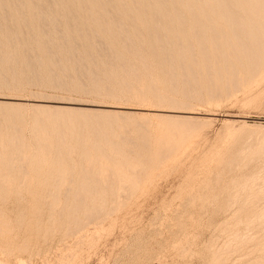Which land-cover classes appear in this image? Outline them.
<instances>
[{
	"label": "rangeland",
	"instance_id": "rangeland-1",
	"mask_svg": "<svg viewBox=\"0 0 264 264\" xmlns=\"http://www.w3.org/2000/svg\"><path fill=\"white\" fill-rule=\"evenodd\" d=\"M6 1V3L4 4L3 2H2V0H1V2H0V9L2 10V4L1 3H3V5L4 6H6V8L9 10H13V9H17V11L16 10H14L15 11V13H13L14 11H12V13L10 12V13H8V11H7V13H8V18H7V20H9V22L7 23L6 22V20H3L2 19V21H3V24L1 23V26L2 25H4L5 24V22H6V24H8V25H16L15 23H14V21L13 20H10V19H13V17L11 18V16H17L18 17V15L16 14V12L19 14V13H21L22 12V17H24V14H25V17L27 16L26 14L30 11V13H31V9H26V7L27 8H30L29 6H32L33 5V8H35L36 7V5H38V7L37 8H41V7H43V6H46V4L48 5L49 4V2H50V0H45V2H43L44 0H29V4H28V1H24L23 2V0H22V2L24 3V7H23V5H22V7H23V9H24V11H25V13H23V11H22V9H19L18 7L19 6H21L20 4L17 6L15 3H17V2H14L15 0H12V1H10V0H8V2H7V0H4V2ZM17 1V0H16ZM47 1H49V2H47ZM52 1V0H51ZM56 1H62L63 3H67V2H70V0H67V2H65L66 0H53L52 2H54V3H52L53 5L52 6H54V4H55V6L56 5H58V6H54L55 8H57L56 9V11H58L57 13H58V15H60V16H62V18L64 17L61 13L59 14V11L60 12H62L63 11V8L62 7H64V9H65V6H62L63 5V3H61V2H59V4H58V2L56 3ZM75 0H72V2H70L71 4L74 2ZM78 2L80 1V0H77ZM86 1V0H85ZM88 1V0H87ZM123 0H121V2H122ZM157 3H155V2ZM157 1H159V3L160 2H162V1H164V0H153V4L156 6H154L153 4H152V6H149V7H145L143 4H141V5H139V6H141L140 8L144 11V9L146 8L147 10H149V9H151L150 10V12L149 11H144V13L146 12V17H148V18H146V19H148V20H146L145 18H144V16L142 17V14L144 15V13H142L143 11L140 9V8H138L139 9V11H138V9L136 10L137 11V13H134V14H137L136 16L138 17L139 15H141L140 16V18L138 17H136V16H134V14H133V12H134V8H137V7H139V6H137V7H135L134 5H132V6H134V7H132L131 6V4H130V2L128 1V0H126L125 2L127 3V2H129V4H127V5H125V3L123 4V2H122V4L123 5H125V7L127 6V8L129 9L130 8V6H131V8L129 9V10H133L132 11V13H131V11H130V13H129V10H127L125 7V9L127 10H125L126 12H128L129 13V15H132L133 14V16L134 17H136L137 18V20H139L140 21V19H141V22H139V21H136V23L134 22H132L133 21V19L135 20L136 18H133V16L131 17L130 16V18H127V15H126V17H124V15L126 14L125 13V11L123 10V8H122V5H121V3H119V0L117 1L118 2V4H117V2H116V0H115V2H114V0L112 1L111 0V4H105L103 7H106V9L108 10L107 12H105V13H107V14H104L103 13V17L105 18L104 20H106V21H104L105 22V24L108 26L110 23V21H113V20H111L112 18H111V14H113L114 15V13H115V11H117V12H120L121 13V11H124V13L125 14H123V12L119 15L117 12V14L119 15V16H121L120 17V20L122 19V16H123V18H126L125 20L123 19L121 22L127 27V25H126V23H124V22H127L129 25V27H127V29H128V31H129V29H131L130 31H129V33H130V36H131V33L133 34V37H130V39H131V41H132V43H133V41L135 42V43H133V45L134 44H136V41H137V39H138V35L139 36H141L142 37V39H140V37H139V41H140V43H143V47H144V49H142L141 47H142V45L140 44L139 45V41H137V44H138V46L140 47H137L136 45H134L135 47H137V48H134V47H132L131 49H135V51H139L140 53V56H142V57H144V55H146L145 57L147 58H150V60H152L151 59V57L152 58H155L156 57V60H157V55H159V58L161 59L163 56H162V54H160L161 53V50H160V53H159V50H157V48H160V47H163V46H165V47H163L164 49L166 48V44H165V42L167 41L168 42V40L169 41H171V42H175L174 44H172L171 42H168V46L167 47H169V46H173L174 45V47H173V49L171 48V50H177V43H178V45H179V42H181V43H190L191 45H192V47L191 48H187V47H190L189 45L187 46V44H184L183 46V48H185L186 46V48H187V50H186V48L185 49H183V50H185V51H183L184 53L187 51V53H188V56H187V61L189 60V59H192V60H195V63L193 62V61H188V62H190L189 64L190 65H188V66H191V67H188L187 69H186V67H187V62H186V59L184 60L185 62H183V63H185V70H186V72H187V75H186V72H182V71H185L181 66V62L180 61H178V64H179V66L178 65H176L177 64V60H179V57H180V51L178 50V51H174V52H172V53H174L173 55H174V57H173V55L171 54H168V52H166V51H170V50H167V48L163 51L162 50V53H163V55H165L166 57H167V55H168V58L167 59H171V57H173V59L171 60L172 62L170 63V64H173L174 62V59H176L177 58V60H175V62H176V64L174 63L173 64V66L174 65H176L177 66V68L179 67V69H177L176 68V66H174V70L177 72V70H179V71H181L180 73L178 72V74H182V76L184 75V77H182V76H180V75H178L177 73H176V75L178 76V78L176 77V76H173L172 74V70L170 71V70H168L170 67H169V65H167L166 67L165 66H162V67H165V68H167V69H165V70H167V71H169V72H171L172 74H170L169 72V74L170 75H172V76H168V74H165V72L167 73V71H164V68H161V64L162 63H160L161 61H163V60H165L164 62L166 63V57H163L162 58V60L160 61V59L158 58V61L159 62H157L155 59V61L156 62H154V60H153V62L151 61H149V59L147 58V60H148V62H150V64H156V63H160L159 65L158 64H156V68L154 67V65L152 64V65H149V67L147 66V64H146V67L147 68H149V70L151 71V73L153 74L154 73V75L153 76H155V77H153V76H151V74H150V71L148 70H146L145 69V71H146V74L147 75H144L143 73L145 72L144 71V69L142 70V68H139L140 70H141V77H142V82H141V80H140V78H137L136 76H139V74H140V70H138V65H139V67L141 66V67H144V66H142V62H138L139 60L141 61V60H144V62H145V57H144V59H142V58H136L135 57V51L133 52V53H131L132 55L130 56V55H128V54H126V53H124V52H122V51H125L126 50V48H125V50H123V49H121L122 47H125V46H119V45H121V44H123V42H122V40H120L119 38V34L117 33H114L115 35H116V37L118 36V39H119V41H121V43L118 41V39H116V37L115 36H113L112 35V31L111 30H113L114 28H112L111 29V25H110V27H107L106 25V27L107 28H109L110 29V31H111V34H109V35H112L113 37H115V40H113V39H111L112 38V36L110 37H108V39L110 38L111 40H112V43L113 42H118V43H120V44H118V43H116V45H115V43L114 44H111V42H109V44L110 45H113V47H114V51L113 52H115L116 53V50H118V54H120V56L122 55V54H125V55H123L124 57V59H126V60H129V61H131V59L133 60V58L135 59V61H132L131 63L133 64H135V72H137V71H139L138 72V74L135 76H133L132 74L134 73L133 71V67L130 69L129 67V70L130 71H128L127 73L125 72V73H122L121 72V70H119L118 68H120V67H118L120 64L117 62V63H115V64H119L117 67H116V69L114 68L115 66V64L114 65H112V66H110V68L108 69V71L106 70V71H102L101 70V66H98V68H100V70H101V73H95L96 71H94L95 69H89V70H92V71H90V72H92V76L94 75L93 74V72L95 73V75L96 76H100V77H96L97 79L98 78H100V81L101 82H99L100 84L101 83H105V86H106V84H107V87L105 88V86H104V88H105V90L104 89H102L101 90V92H100V90L98 91V93H97V91L96 92H94V89H93V87H95V86H93L94 85V83L93 82H96V81H94L93 79H91L92 77H91V73L89 74L90 75V78H89V76H88V78H87V68H86V71L87 72H83L84 70L82 69V71H80L81 73H82V75L85 77H82L81 76V74H80V72L78 73V75H80L81 77V79L80 78H78V81H77V72L75 73V72H72V70L73 69H75V67L74 68H72V64H69V63H73V65H75V63H74V60H73V62H70V60H71V58L70 57H64V59H66V60H63V55H66V53H68L69 51H70V48H71V44H73L72 43V40H73V38L75 39V33L73 34V38H72V36H71V39H69L70 38V36L69 35H67V33H69L68 32V28L69 27H71V25H73V23L71 24H69L68 23V25H70L69 27L67 26V24H64L65 22L67 23L68 21L66 20V19H62L60 16H59V18L57 17L58 15L56 14V11L52 8V9H50L51 8V6L49 5V7L47 6V8H49V11L50 10H53V11H55V12H53V13H51V12H49L48 11V9H47V11L49 12V13H47V14H49L48 15V17L49 18H51V16L52 17H57L60 21L62 20L63 21V23H62V21L60 22L62 25L64 24V28L66 29H64L63 30V26L61 27L60 26V29L61 30H63V33H65L64 31H66V34H64V35H67L69 38H67V39H69L68 40V45H69V43H70V48H68L69 46L68 45H66V50H65V54H64V48H65V46H63L62 45V43H63V40L62 39H59L58 37L56 38V36L54 35L55 33V31L53 30L52 31V33H54V34H51V30H52V28L54 27L52 24L50 25V27H51V30H50V35L52 36V38H53V35H54V38H53V40H54V42H55V44H58V43H60V44H58V46L56 47V49L57 48H59V51H60V53H59V59H60V61L62 62V66L64 67V71L68 68V65H71V66H69L70 67V70H71V72L69 71V68L66 70V72H64V73H67L68 72V74L69 73H71V75H74V76H71L70 74H69V76L67 77V74L65 75V74H63V75H60V73L59 72H61V71H59L58 72V70L59 69H57V71L55 70V72L59 75V76H57V78L59 79L60 78V76H63V77H67L68 79L66 80L65 78L63 79V77H61V80H64V85L63 86H60L59 85V87H61L60 89H58L59 87L58 86H56V84H53V85H55L56 86V89L53 87V85H52V82H54V80L51 82V80H50V78H48L47 76L48 75H50V73L52 74V70H54L53 68H56V67H54L53 66V68H51V66L52 65H50L49 63H50V61H48L49 59L47 58V57H45L44 56V49L46 50V44L44 43L45 41L43 40V42H42V37L40 36V35H38L39 34V31L38 30H36V27H37V29L41 26L40 24L38 25V23H41V22H39V19H37L38 20V23L36 24V19H35V21H30V19L31 20H34V18H31V16H27L26 18H24V19H26L27 20V23H29V24H31L32 23V25L33 26H31V27H33V28H31V27H29V25H28V27L31 29V31H32V29H34V31H32V32H34V35H35V37L38 35V37H40V41L45 45V47H44V45H43V47H44V49H43V51L40 53L39 51H37V50H42L41 49V45H39V42H38V44H36V41H35V44H34V42L32 43V45H33V49H35V45H37V47H36V49H35V52L40 56V59L42 58L43 60H41V62H44V61H46V59H47V61L46 62H44V63H42V65H41V67L42 66H45V64H46V66H48L47 65V62H49L48 64H49V66H48V68H46V66L44 67V69H43V72H41L42 71V69H39V72H41V73H43V74H41V73H39V75H41V77H40V81L39 82H35L34 83V80H33V83H32V79H31V77L30 76H28V74L27 73H25V71H26V68H25V63H24V59H25V52L23 51V46H24V43H21V44H12V43H10L9 41H8V37H7V35L5 34L7 31V28H6V30H5V28H4V26H6V24L4 25V26H2L3 28H4V30H5V33H1V35H0V39H2L3 41H5V42H3L2 40H0V42H1V44H0V51H2V52H6V53H0V54H2L1 56H2V59H1V56H0V61L2 62V64L4 65V66H2V64H1V62H0V72L3 70L4 71V73H0L1 75H0V79H2L3 78V81L2 82H4V85H2V83H1V87H0V103L1 104H3V105H5V104H8V103H12L11 101H9L8 99H10V98H17V99H19L20 97V99H27V100H30V98H31V100H35V97H43L46 101H47V103L46 102H42L41 104H39V103H37L38 105H42V106H49L50 108H51V110L50 111H52V109L54 108V107H60L61 105H59V104H57V103H54V102H52V101H55V102H62L61 100H65L66 102H70V103H72V102H75V105H72V106H70V108L72 107V109H76L77 110V108H79L80 109V107L81 108H83L82 106H80V105H83L84 103H88V104H90V103H92V105L94 104V105H97L98 104V106H119L120 105V107H122V105H123V107L125 108V106H126V108H131V109H133L134 107L135 108H139L140 107V105L142 106L141 108H146V109H149L150 107H151V109H153V110H155L154 108H156L157 110H174V111H178L177 113H169V114H167V113H162L163 115H168V116H188V115H186L185 113H194V114H192V115H190L191 117H193L194 119H196V120H194V121H197V119H198V121H200V122H203L204 121V123L205 124H203V127H202V125L200 126V127H202L201 129H200V127L198 126V127H196L195 125V127H196V129L198 128V130L199 131H197L196 129V131H194V129H193V131L191 130L192 128H193V126L191 127V131L190 132H188V131H186L187 133H189V136H188V134H186V132H185V134H184V132H182V131H184L182 128L180 129L178 126H177V124H179L180 126H181V124L180 123H177L176 124V121H172L171 122V120L170 121H168V120H166V119H164L165 117L164 116H162L161 118H163V119H161V118H157V117H153V119L151 118L150 119V117H152V116H149V118H147L146 119V121L145 122H147L148 124H146V125H144V129H146L147 128V126H148V130L146 129V130H144L143 129V127H142V129L140 130L139 129V127H137L138 129H136V127L135 126H132V125H134L135 123V121L137 120H141L140 118H139V116H134L135 114L136 115H138L137 113H139L140 111H132V110H124V111H126L125 113H127V114H129V115H131L130 116V119H132V117L134 116V118L132 119L133 120V123H131V122H129V116H127L126 118H124V119H121V120H118L119 118H117V117H115V121H116V124L118 125H121V126H117L116 124H115V122H114V119L112 118V120L109 118V117H99V120H100V122L98 121V119L95 117V116H87V117H91V120H89L88 118H87V120L86 119H84L85 117L84 116H81V114H80V116H78V114H74L73 112H71V113H66V115H68V116H70L69 118H71L70 120H69V118H68V116H67V118H66V116L64 117V116H59L60 118H58L57 119V116H53V117H56L55 119H57V120H53V117H52V115H51V113H50V115H48V117L50 116V118H48L47 116H45L42 112V114H40V113H37L38 111H36V112H33V110H31V109H28L27 110V108H22V110H20V115L22 116L23 114L25 115H23L25 118H23V124L24 125H26V121H27V126H21L20 125V127H21V132H26L25 134H23L22 135V138H26V141L28 142V144H29V146L31 145V144H33V145H37V148H36V146H34L35 147V149H34V147H33V145H32V147H29V153H31L32 151L31 150H33L34 149V151L33 152H36L35 150L36 149H38L37 150V152H38V157L36 156V157H32V156H35V153L33 154H29L28 153V157L27 158H29V157H32V160L30 161L31 163H27V170H28V175L26 176V175H24V174H22L23 172L21 171V170H19V169H14L13 170V172H12V169H10V172H9V169L6 167V166H4V165H1V170H0V264H212L215 260H216V257H215V251H217L224 243H225V239H226V241H227V239H228V237L229 236H227V235H230V233L232 232L231 231V229H233V230H235L236 229V231H238L237 233H239L240 232V234H242V235H246V233H248V235H253V237H256L257 235H259V237L257 236V240H259L260 238H264V232H263V236H262V234H259L260 232L262 233V230L264 231V220H261V224L257 227V226H253L255 229H253V227H252V229L249 227V229H250V232L248 231L247 232V230H249L248 228H246V227H244V226H246L253 218H254V216L257 214V211L259 212V210L260 209H262V208H264V195H263V197L261 198V200H260V202L259 203H257L258 204V206L256 205V204H254V206H255V209L256 208H259V207H262V208H260L259 210L258 209H256V210H253L254 209V206H252V204H250L251 205V207L249 208V207H247V205H249V204H244V202H245V198H246V196H245V193L247 192L246 190H243V188H241V189H239L241 186L240 185H242V187H247L246 185L247 184H249L250 182H248L247 184H246V182H245V180H244V178H242V179H240V177H246L247 176V178L248 177H251V175H259V173H257V172H260L261 170V172H263L264 173V157H253V155H255V152H254V150L256 151V149L257 148H259L260 146H259V144H263L262 146L264 147V54H262V53H264V50H261V51H263V52H261V55L263 56V58H262V56L258 53L257 54V51L259 50V49H264V48H259V49H257L256 47V49H257V51H256V49L254 48V44H252L253 45V47L251 48V46L250 47H248L247 48V50L249 51V54H245V56L246 55H248V56H250V54H256V55H254V56H256L257 57V55L262 59H260L259 57V59L260 60H257V61H261V62H257L255 59V57L253 56V58H252V56H250L252 59H250L249 61H247L246 63H245V58H243V56L244 55H242V52H240L242 49L241 48H239L238 47V44H236L237 42L235 41V40H233L234 38L231 36V34H229V33H231L232 32V30H231V32L229 31L230 30V28H231V26H228V28H226L227 26H225L226 25V23L228 22V21H226L225 22V24H224V21L227 19V17H225V16H223L224 14H223V12H221V14H218V13H220V11H221V9H216L218 6H217V4L215 3L214 4V2H216V0H199L197 3H196V0L194 1V5H193V8L192 9H194V10H196V11H198L199 10V12H200V14L199 15H202V13L203 14H207L206 16L205 15H202V18H204V24H207L206 26V30H207V28H208V30L207 31H204L205 33H208L209 32V30L210 31H212L214 28H216L215 30L218 32L219 30H220V33H218L220 36H219V38H218V41L219 42H223L224 40L223 39H221V40H219L220 38H222L225 34V36L223 37V38H225V37H227L228 38V40H229V42H230V44H231V41H232V43H234L233 45H231V47L232 48H224V50L226 49V51H225V53L226 54H224L223 56H221L220 58L222 59V57H223V61L226 63V62H229L230 64H232L233 63V67H231V65L228 63H226L225 65V67H227V66H229V69H228V67H227V69L226 68H223V67H221V66H224V63L222 62V61H220V60H218L216 57V59L218 60V61H220L219 63H221V66H218L219 64L217 63V62H214V61H211V63H209V62H207V60L204 58V56L202 57V54H200L199 52H198V50L196 51V48L198 47V46H200L199 45V37H197V38H195L194 36L196 35V34H198V36H199V34H200V32H199V30H196L197 28H198V23L194 20V19H192V20H189L190 19V11H191V8H189V6L186 4V1L187 0H181L183 3H184V5H183V3L180 1V3L178 4V1L176 0V3H173V1L172 0H165L164 2H165V4H162V5H165L164 7L165 8H163L162 7V5H159L158 6V2ZM202 1H204L203 3H202ZM211 1H213V3L211 2ZM245 1V0H244ZM258 0H252V1H250V0H248L247 1V4H248V6H247V4L245 3V5L247 6H243L242 4H241V2L243 3V0H239V3H238V0H237V3H236V5L237 4H240V6H243V7H240L239 5L237 6L239 9L240 8H245L246 7V9H243V10H241L240 9V11L241 12H238L237 13V11H238V8L237 7H235L234 5H235V0H231V1H229V3H230V7H232L233 6V8H229L232 12L234 11V12H236V13H234V16H232L231 18L232 19H234L235 18V16L237 17V18H235V19H238V17L239 16H237L238 14H241L242 12V15H240V17L243 19V20H245L246 21V19H247V22H245V21H243V22H245L244 24L245 25H247L246 23H248L249 22V20L248 19H250V20H252V23H253V20L255 19V18H259L258 19V21L259 22H261V23H263V24H260L259 22H257L256 20L257 19H255L254 20V23H256V24H260V25H262L263 27H264V17H263V19L261 18L262 16H264V10L262 9L264 6H262V4L260 5V3L261 2H257ZM260 1V0H259ZM11 2H13V3H11ZM32 2H33V4H32ZM34 2H35V4H34ZM112 2H113V5L115 4V8L112 6ZM164 2H162V3H164ZM168 2H169V4H171V6H168ZM208 2V3H207ZM211 2V3H210ZM232 2H234V4L232 3ZM249 2V3H248ZM9 3H10V6L11 7H9L8 5H9ZM20 3V2H19ZM32 5H31V4ZM39 3V4H38ZM61 3V4H60ZM69 3V4H70ZM76 3V4H75ZM75 3H73V8L75 9V10H78V11H75V10H73V9H71L72 11H75L76 12V14H80L79 12H81V14L79 15L80 17H81V15H82V18H83V16H85L84 14H85V12H86V20L84 21L83 19L85 18H79L80 20H81V22H82V25L84 24L83 23V21L84 22H86L87 21V18H88V21L90 20V21H92V22H88V23H90L91 25H88L91 29V32L92 33H94V31L95 32H97V29H98V31L100 30V28L102 29V27H100V28H98L97 27V21L95 22V20H91V17H92V15H94V13L91 11L92 10V6H88L87 8H86V10H88L89 9V7L91 8L88 12H89V14H87V11H85V9H84V7H83V4H82V1H80V3H78V5L80 6V5H82V6H80V7H83V9H82V11H80L81 10V8H76L78 5H77V2L75 1ZM182 3V4H181ZM243 3V4H244ZM256 4V6H257V8H255V10H259V6H262V8L260 9V11H258V12H260V13H258V14H261V12L263 13L262 15H261V17L259 16V15H257V12L256 11H254V4ZM263 3V2H262ZM7 4V5H6ZM11 4H13V5H11ZM15 4V5H14ZM25 4H27V5H29V6H27V5H25ZM69 4H66V8L69 6V7H71ZM120 4V5H119ZM203 4H205V5H203ZM214 5V7H215V9L216 10H212V8H213V6L211 7H209V5ZM233 4V5H232ZM250 4H253V6H251ZM34 5H35V7H34ZM40 5V6H39ZM41 5H43V6H41ZM59 5H60V7L62 8H60L59 7ZM76 5V6H75ZM107 5H110L111 6V8L113 7V9H111V8H108V7H110V6H107ZM172 5L175 7L176 6V9L177 10H179V13H178V11L176 12V15L175 16H178L177 14H179V15H181V22H180V20L178 19L179 17H175L174 16V12L173 11H175V8H171L172 7ZM180 5L182 6V9H181V7H180ZM207 5V6H206ZM216 5V6H215ZM232 5V6H231ZM259 5V6H258ZM3 6V7H4ZM13 6H17V8H14ZM26 6V7H25ZM78 6V7H79ZM117 6V7H116ZM120 6H121V8H122V10L120 9ZM157 6H158V8H157ZM167 6V7H166ZM200 6V7H199ZM209 8V10L206 8ZM255 6V7H256ZM13 7V8H12ZM202 7V8H201ZM251 7H252V9H251ZM6 8H4V9H6ZM32 8V7H31ZM97 8H99V7H97ZM101 8V7H100ZM99 8V9H100ZM119 9V10H115V9ZM189 8V9H188ZM195 8H197V9H195ZM205 8V9H204ZM235 8H236V11H235ZM250 8V9H249ZM27 10V13H26V10ZM45 9V10H46ZM80 9V10H79ZM98 9V10H99ZM103 9V8H102ZM102 9H100L99 11H101V14H102ZM106 9H104V10H106ZM112 11H111V10ZM211 9V10H210ZM234 9V10H233ZM247 9H249V11H247ZM9 10V11H10ZM19 10H21L20 12H19ZM40 10V9H39ZM121 10V11H120ZM158 10H160V11H158ZM204 10V11H203ZM246 10V11H245ZM252 10V11H251ZM263 10V11H262ZM33 11V13H35V12H38V11H36V8L35 9H33L32 10ZM65 11V10H64ZM90 11L92 12L91 14H90ZM109 11H111V14L110 13H108ZM114 11V13H112ZM154 11V12H153ZM165 11V15L163 14V12ZM169 12V14L172 12V13H174L173 15L171 14V21L173 22H171L170 21V17H169V15L167 14V12ZM190 13H189V12ZM206 11V12H205ZM213 11V12H212ZM245 11V12H244ZM74 12V13H75ZM84 12V13H83ZM140 12V14H138ZM151 12H153V13H151ZM205 12V13H204ZM246 12H251L253 15H251V14H249V17H252V19L251 18H247L246 16H243V15H248V14H246ZM253 12H255V14L258 16V17H256V15L253 13ZM62 13H64V12H62ZM147 13H149V15H147ZM154 13H156V14H161V15H159L158 17H156L155 15H153L154 16V18H153V16L152 15H150V14H154ZM189 14V17L187 16L188 14ZM13 14V15H12ZM32 14V13H31ZM52 14V15H51ZM108 14L109 15H111V16H108ZM236 14V15H235ZM20 15V14H19ZM33 15V14H32ZM90 15H91V17H90ZM116 15V14H115ZM117 15V16H118ZM129 15H128V17H129ZM168 15V16H167ZM211 15V16H210ZM214 15H216V16H214ZM224 18V21H223V18L221 17V16ZM6 16V15H5ZM78 16V17H79ZM87 16H89V17H87ZM106 16H107V19H106ZM173 16V17H172ZM205 16V17H204ZM222 18H220V17ZM255 18H254V17ZM94 17V16H93ZM108 17H109V19H108ZM153 18V19H155V18H157V20L158 21H161V23H162V26L160 25V22H158L156 19V24H154V20H152L153 22H148V21H151V18ZM175 17V18H174ZM201 17V16H200ZM210 17V21L212 20V18H213V22L214 21H216L214 24L216 25H214L213 23H212V25H214V26H212L211 24H209V20H206V19H208ZM243 17H246V18H243ZM21 18V17H20ZM30 18V19H29ZM38 18V17H37ZM65 18V17H64ZM117 18V17H116ZM119 18V17H118ZM133 18V19H132ZM161 20H160V19ZM176 19V20H174V19ZM183 18V19H182ZM187 18H189V19H187ZM192 18V17H191ZM201 18V19H202ZM217 18H219V20L217 19ZM261 18V19H260ZM22 19V18H21ZM29 19V20H28ZM94 19V18H93ZM96 19V18H95ZM144 21H143V20ZM150 19V20H149ZM200 19V20H201ZM215 19H217V20H215ZM64 20H65V22H64ZM132 20V21H131ZM164 22H163V21ZM203 20V19H202ZM221 20H222V22H221ZM228 20V19H227ZM239 20V23H242L241 25L242 26H244V27H246L245 25H243V22H242V20H240V19H238ZM1 21V22H2ZM96 23H94V22ZM107 21H109V22H107ZM148 22L147 24H148V26H154V27H156L157 28V30L156 29H154V28H150V27H148L149 29H151L150 31H149V29H147L146 27H147V24H146V30H147V32H145V28H144V23L143 22ZM179 21V22H178ZM191 21H192V23H191ZM193 21L194 22H196L195 24L197 25V26H195V25H193ZM208 21V23H205V22H207ZM211 21V22H212ZM256 21V22H255ZM263 21V22H262ZM11 22H13V23H11ZM17 24H18V21H15ZM31 22V23H30ZM35 22V23H34ZM86 22V23H87ZM172 24H171V23ZM176 22H177V24H176ZM186 22V23H185ZM187 22H189V23H191V24H189V23H187ZM223 23V24H219V23ZM84 24V25H87V24ZM109 23V24H108ZM113 23V22H112ZM111 23V24H112ZM137 23H140V24H142L143 25V28H142V30H139V28L140 27H138V25L139 24H137ZM154 25H153V24ZM163 23H165L164 25H163ZM166 23H168V24H171V25H173L172 27L174 28V30H176L178 33H179V35L178 34H173V33H176V31L175 32H173L172 30H173V28H171L170 30L173 32V33H171V32H168L169 33V35L167 36V31H168V29H167V31L166 32H163V31H165V29H166V27L168 28L169 27V25L168 24H166ZM250 23H251V21H250ZM250 23H249V25H250ZM75 24H77V25H75ZM71 28L72 29H69V31L70 32H72V30L74 29V32L75 31H77L78 32V26L81 24H79V23H75ZM79 24V25H78ZM137 24V25H136ZM160 26H159V25ZM183 24V25H182ZM185 24H187L186 25V27H184L185 26ZM202 25H203V22L201 23ZM228 24H229V22H228ZM256 24H253V25H255V27H256V29L254 28V26L252 25V27H253V34L255 33V31L256 30H258V29H260V30H258V32H257V34L260 32L261 33V31H263L264 29L263 28H260V25L259 26H256ZM10 25V26H11ZM35 25H37V26H35ZM82 25H80V27H82ZM113 25V24H112ZM141 25V26H142ZM170 25V26H171ZM176 25V26H175ZM189 25H193L194 26V30H196V32L198 31V33H196V34H193L194 33V31H192L193 29V27L192 26H190V27H188ZM210 25L212 26L211 28H213V29H209V27H210ZM225 26V28L223 29V27ZM230 25V24H229ZM249 25H248V27H249ZM10 26H8V28L10 27ZM16 26H18V25H16ZM67 26V27H66ZM95 26V27H94ZM114 26H115V24H114ZM113 26V27H114ZM132 26H135L136 28H133ZM203 26H205V25H203ZM209 26V27H208ZM221 26V27H220ZM223 26V27H222ZM261 26V27H262ZM7 27V26H6ZM35 27V28H34ZM75 27V28H74ZM76 27H77V29H76ZM84 27V26H83ZM81 28V29H84V28ZM87 26H85V29H86V31H84V30H82V31H84V32H87V31H90V30H87V29H89V27H87ZM96 27H97V29H96ZM177 27L179 28V29H177ZM183 27V28H182ZM192 27V28H191ZM221 29H220V28ZM230 27V28H229ZM247 27V28H248ZM251 27V26H250ZM251 27V28H252ZM10 28H12V26L10 27ZM41 28V27H40ZM39 28V29H40ZM93 28H95V29H93ZM165 28V29H164ZM251 28H249V30L251 29ZM258 28V29H257ZM76 29V30H75ZM93 29V30H92ZM109 29H106L105 27H104V30H103V32H98L99 34H97V35H100V33H101V35L103 34V35H106L105 34V32L107 33V35L104 37L103 35L101 36H96V37H98V38H101V37H104V38H101V40L103 39V40H105L104 41V43L106 42V45H109L108 44V40H106L105 38L108 36V33H110V32H107V30H109ZM141 29V28H140ZM144 29V30H143ZM156 30V31H154L155 33L153 34V30ZM163 30L162 32H163V35H165V36H163L164 38H166V36H167V38L169 37V36H171L169 39H164L163 37L161 38V36H162V33H159L160 32V30ZM189 29H191V31H189L190 33H192V34H190L189 32L187 33V30H189ZM217 29H219V30H217ZM223 29V31L221 32V30ZM229 29V30H228ZM263 29V30H262ZM106 30V31H105ZM115 30L117 31V32H119L118 31V29H114L113 30V32H115ZM135 30V31H134ZM183 30V31H182ZM80 32V35H81V38H82V36H84V38L86 39L87 37H88V34H84L83 32ZM100 31H102V30H100ZM132 31V32H131ZM149 31V32H148ZM152 31V32H151ZM226 31H228V32H226ZM36 32V33H35ZM76 32V33H77ZM134 32V33H133ZM144 32L146 33L145 35H144ZM156 32H158V34L159 35H156L157 33ZM181 32H183V34L181 33ZM204 32H203V36H200V38L203 40V41H201L202 43H203V45L205 44H207V43H209L208 44V46L206 47L208 50H209V48H210V52H209V54L211 53V54H213V55H211L212 57H214V52H213V47H214V44L212 45V46H210V43H211V40L213 39V37H212V35L213 34H208V35H206V34H204ZM223 32H224V34H223ZM264 32V31H263ZM73 33V32H72ZM72 33H70V34H72ZM147 33L149 34V35H147ZM171 33V34H170ZM212 33V32H211ZM223 35H222V34ZM260 33H259V36L257 35V34H255V36H258V37H260L261 38V40L263 41V42H261L260 44H262L263 45V47H264V37L262 36L263 34L261 33V35H260ZM4 34H5V36H4ZM33 34V33H32ZM37 34V35H36ZM84 34V35H83ZM136 34H138V35H136ZM173 34V35H172ZM181 34L182 35H184L185 37H183V36H181ZM228 34V35H227ZM77 35H79V34H77ZM93 35H95V33L93 34ZM161 35V36H160ZM186 35H189V36H186ZM190 35H192V36H190ZM194 35V36H193ZM200 35H202V33L200 34ZM86 36V37H85ZM154 37L155 39H156V36H160L159 38L157 37V39H159V41H160V38L162 39L161 41H165V42H160L161 44H165V45H163V46H157L158 44H159V41H158V43H157V39H156V44L155 43H153V42H155L154 40L155 39H153V38H151V37ZM176 38V40L177 41H179V42H177V41H174L172 38H174V37ZM197 36V35H196ZM222 36V37H221ZM3 37V38H2ZM37 37V38H38ZM95 37V38H96ZM147 37H150L151 39H149V38H147ZM207 37V38H206ZM232 38V39H230V38ZM4 38H7V39H4ZM37 38H35V40H37ZM77 38H80V36L78 37H76V39L75 40H77ZM80 38V39H81ZM95 38H93L92 37V39H95ZM132 38H135V39H133L132 40ZM137 38V39H136ZM145 38H147V39H145ZM183 38H186V40H184ZM204 38V39H203ZM206 38V39H205ZM44 39V38H43ZM80 39H78L77 41H75L74 43L76 44V42H78V43H80L79 42V40ZM84 39V41H85V44H87L86 42H88L89 41V43H88V45H85L86 46V48H84V45H82L83 46V48L85 49V50H83V51H85L86 52V50H87V46H89L90 45V49H93V52L95 53V51L97 50L96 49V39L93 41L92 39H90V37H88V41L87 40H85ZM91 41H90V40ZM149 39V41H147ZM183 39V40H182ZM18 40V39H17ZM55 40H57V41H55ZM62 42H60V41ZM82 41H83V38L81 39ZM102 40V41H103ZM142 40V41H141ZM144 40V41H143ZM146 40V41H145ZM151 40V41H150ZM173 40V41H172ZM181 40V41H180ZM206 42H205V41ZM225 40H226V38H225ZM18 41H22V42H24L22 39H20V40H18ZM38 41H39V39H38ZM59 41V42H58ZM110 41V40H109ZM184 41H186V42H184ZM213 41V40H212ZM236 43H235V42ZM40 42V43H41ZM90 42H93V43H90ZM144 42H146V43H148L147 45L144 43ZM166 42V43H167ZM225 42H227V40L225 41ZM225 42H223V43H225ZM94 43H95V45H94ZM151 43V44H150ZM11 44V45H10ZM82 44H83V42H82ZM94 45L95 46V48H91V46L92 45ZM118 44V45H117ZM145 44V45H144ZM153 44H155V46L153 45ZM212 44V43H211ZM226 45L225 46H229L230 44H228V42L227 43H225ZM235 44H236V49L237 50H239V52L241 53V54H238L237 55V51H236V49L234 48L235 47ZM10 45V46H9ZM15 45V47H13ZM63 46V47H59V46ZM81 44H79L78 45V47L80 46ZM115 45V46H114ZM124 45V44H123ZM151 45H152V47H151ZM186 45V46H185ZM194 45V46H193ZM262 45H260V46H262ZM13 47V49H12V47ZM147 46H150V47H148L147 48ZM154 46V47H153ZM256 46V45H255ZM10 48L9 50L7 49L6 50V48ZM74 48L76 47L77 48V51H78V53L80 54V53H82V54H84L81 50H82V48L81 47H79V48H81V50L77 47V44H76V46H73ZM72 47V48H73ZM113 47H111L110 46V48L109 49H111V48H113ZM115 47H117L118 49H116ZM120 47V48H119ZM145 47H146V50H145ZM195 47V48H194ZM238 47V48H237ZM2 48H3V50H2ZM5 48V49H4ZM61 48H63V49H61ZM150 48V49H149ZM154 48H156L155 50H154ZM170 48V47H169ZM168 48V49H169ZM192 48H194L195 50H190V49H192ZM200 47H198V49H199ZM252 49L253 50V48H254V50L252 51V50H249V49ZM14 49L16 50V53H17V51H18V58H20V62H19V59L17 58V60L18 61H11V60H9L10 58H9V56H8V53H9V55L11 54V53H15V51H14ZM21 49V50H20ZM54 49H55V47H54ZM55 49V50H56ZM94 49H96V50H94ZM142 49V50H141ZM178 49H180L179 47H178ZM191 51L190 53H189V50ZM211 49H212V51H211ZM11 50L13 51V52H11ZM20 50V51H19ZM58 50V49H57ZM56 50V51H57ZM69 50V51H68ZM89 50V49H88ZM87 50V55L86 56H89V53H90V55L92 54L90 51H88ZM112 50V49H111ZM121 50V52H119ZM145 50V51H144ZM148 50V51H147ZM150 50V51H149ZM156 52L157 51V55H156V53H154V51ZM228 50H230V52H232L233 53V51L235 50L236 52V54L235 53H233V54H231ZM8 51V52H7ZM21 51H23L24 52V54L21 52ZM81 51V52H80ZM92 51V50H91ZM138 51L136 52V55H138L137 53H138ZM152 51H153V53H152ZM193 51H194V53H193ZM195 51H196V53H199L200 54V56L197 54H195ZM227 51H228V53H227ZM250 51H252L251 53H250ZM254 51H256V52H254ZM20 52H21V54H20ZM41 54V55H43L42 57H41V55L39 54V53ZM46 52V51H45ZM112 52V51H111ZM126 52H128V51H126ZM143 52H145V54L143 53ZM151 52V53H150ZM164 52H166L167 53V55H166V53H164ZM213 52V53H212ZM247 52V51H246ZM43 53V54H42ZM57 54H58V51L56 52ZM99 54V52L97 51L96 53H95V55H96V57H95V55L93 54L92 56L93 57H95L96 58V60L99 58L100 59V62H101V65H102V67L104 68V67H106L107 65V68L109 67V64L106 62V61H104V59L105 60H107V58L106 57H104V59H103V57H102V60H101V56L99 57H97V55ZM147 53L149 54H154L153 56L152 55H150V57H149V55L147 56ZM159 53V54H158ZM170 53V52H169ZM177 53V55H178V57L175 55ZM191 53H193L194 54V56H193V54H191ZM243 53H245V52H243ZM5 54L8 56V57H6L5 56ZM61 54V55H60ZM82 54H81V57H82ZM130 54V53H129ZM144 54V55H143ZM186 54V53H185ZM185 54H183L184 55V57H186V55ZM193 56V58H190V56L191 55ZM228 54V56H226ZM252 54V55H253ZM24 55V56H23ZM85 55V54H84ZM83 55V56H84ZM156 55V56H155ZM171 57H170V56ZM233 56V58H232V56ZM21 56V57H20ZM69 56H70V53H69ZM86 56H84V57H82V58H86ZM91 56V58H93ZM126 56H128V58H126ZM129 56H130V58L132 57V56H134L133 58H129ZM139 55H138V57H140ZM160 56H162V57H160ZM199 56V57H198ZM227 58H226V57ZM238 56H241V59L240 58H238L239 59V61H237L238 59H237V57ZM248 56H246V57H248ZM4 57L7 59V61L4 59ZM200 57L202 58V59H200ZM224 57H225V60H224ZM9 58V59H8ZM24 58V59H23ZM46 58V59H45ZM62 58V59H61ZM90 58V59H91ZM189 58V59H188ZM215 58H212V60L213 59H215ZM237 60H236V59ZM243 58V59H242ZM249 58V57H248ZM255 58V59H254ZM4 59V60H3ZM68 59H70V60H68ZM84 59H82V60H84ZM86 59H88L89 60V58L87 57ZM94 59V58H93ZM93 59H91V60H93ZM137 59H139V60H137ZM200 59V60H199ZM203 59H205L206 60V63H209L212 67H210V65L208 64V65H206V63H205V61H203ZM210 60H211V58H209ZM216 59H215V61H216ZM235 60V61H237V62H235V61H232V60ZM3 60V61H2ZM22 60H23V62H22ZM91 60H89V61H87V60H84L83 62L81 61V64L82 65H84V62H85V64L87 65V66H91L92 68L93 67H95V66H92V62H90ZM95 60V59H94ZM94 60H93V64L94 65H96V67H97V64H98V62L99 61H96V62H94ZM202 60V61H201ZM244 60V61H243ZM256 61L257 62V64H259V65H257L256 64V62L254 61V62H252V63H254L255 65H257L258 67H256V70L255 69H253V70H251V68L252 67H255V65L253 64V66L252 67H250V68H248L247 67V63H248V65H252L251 64V62L250 61ZM65 61V62H64ZM68 63H67V62ZM86 61H87V63H86ZM103 61L104 62H106V63H103ZM197 61H200L199 62V65H198V62ZM231 61V62H230ZM8 63V65L10 66V67H13V68H15V67H17V68H15V71H14V69H8L9 68V66H7V64H4V63ZM9 62H10V64H9ZM18 63V66H19V64H20V66L18 67L17 66V64H15V63ZM22 62V63H21ZM91 64H90V63ZM180 62V63H179ZM196 62H197V64H196ZM203 62V63H202ZM242 62V63H241ZM245 64H244V63ZM13 63H14V66H13ZM64 63V64H63ZM89 63V64H88ZM97 63V64H96ZM105 65V66H103V64ZM131 63H130V65H131ZM138 63V64H137ZM140 63H142V64H140ZM146 63H147V61H146ZM200 63H202V65H200ZM212 63H217V65H216V67L212 64ZM242 64V66L240 67V65ZM68 64V65H67ZM100 64V63H99ZM137 64V65H136ZM164 64V63H163ZM192 64H196L197 66H198V68L200 69V71H199V73H200V75L199 74H197V70H198V68H196L195 69V67L196 66H194V65H192ZM205 64V66H203ZM239 64V65H238ZM21 65H23L22 67H21ZM239 66V68L237 67V66ZM246 65V66H245ZM260 65H263V66H261V67H259ZM66 66V67H65ZM86 66V67H87ZM132 66H134V65H132ZM150 66H151V68H150ZM171 66V65H170ZM193 66H194V68H193ZM210 67V68H212V69H210L209 68V70H208V68H204V67ZM235 66H236V68H235ZM2 67H3V69H2ZM6 67H8V68H6ZM20 67H21V70H20ZM25 68V71H24V68ZM40 67V68H41ZM83 67V66H82ZM90 67V68H91ZM145 67V68H146ZM169 67V68H168ZM216 68V69H219V68H221L220 70V72H222V68L223 69H226L227 71V73H225V74H227V75H224V72H225V70H223V74H220V73H217V75H218V77L216 76L215 77V73H214V71L215 72H219L218 70H215V69H213V68ZM218 67V68H217ZM247 67V68H246ZM6 68V69H5ZM23 68V69H22ZM45 68H46V70L48 71L50 68H51V70H49L50 71V73L49 74H47V71L44 73V71H45ZM102 68V69H103ZM111 68H114V69H112L113 71H111ZM159 68H161V69H163V71H160L159 70ZM173 67L171 66V69H172ZM177 70H176V69ZM194 69L195 71H193L192 69ZM233 68H235V69H237V70H233V71H231ZM241 68V69H240ZM21 71V73H22V70L24 71V74L23 75H27L26 76V78L29 80V82H28V85L27 84H25V82H24V80H23V77L25 78V76H22V74H20V71ZM106 69V68H105ZM105 69H103V70H105ZM152 69V70H151ZM156 71H155V70ZM188 69H190V70H192V72L191 71H189ZM208 70L207 72H211L212 73V71H213V73L212 74H210L211 75V77H213L214 78V81H213V83L211 82L210 84H206V83H208L210 80L212 81V79H210V78H207L208 77V75H209V73H208V75H207V77H206V75H205V77L204 78H198V77H201L203 74H207V72H206V70ZM245 69V70H244ZM259 69H260V71H259ZM6 70V71H5ZM10 70H11V75H12V79H13V81H12V79L10 80V78H11V75L10 74H8L9 72H10ZM12 70H13V72L15 73L16 72V74H17V79H15L14 78V76H16L15 74L13 75L12 73ZM17 70H18V72H17ZM99 69H98V71L97 72H99L100 71ZM120 72H119V71ZM132 70V71H131ZM188 70V71H187ZM203 70H205V71H203ZM212 70V71H211ZM244 70V71H243ZM2 71V72H3ZM9 71V72H8ZM48 71V72H49ZM74 71V70H73ZM110 71L113 73H110ZM123 71V70H122ZM142 71H144L143 73H142ZM157 73V77H156V75H155V72ZM157 71H160V73H161V75H163V77H161L160 76V74L157 72ZM174 71V72H175ZM202 71H203V73H202ZM255 71V72H254ZM103 72H105V75H107V77L105 76V78H104V73ZM107 72H109V73H107ZM118 72L119 73H121V75H120V79H119V81H118V76H119V74H118ZM149 72V73H148ZM188 72L190 73V74H188ZM204 72H206V73H204ZM246 72V73H245ZM7 73V74H6ZM73 73V74H72ZM75 73V74H74ZM85 73L87 74L86 76H85ZM195 73H196V75H197V77H196V75H195ZM4 74H6L7 76H6V78H5V75ZM44 74H47V78H48V80H50L49 82H48V80H47V78L46 77H44L45 75ZM114 74H117L116 75V77H118V78H116V80L118 81H116V80H114L115 79V75ZM130 76H129V75ZM148 74H149V76H148ZM191 74H194L195 76L194 77H196V78H198L196 81H195V79H194V77H193V79H194V81H192V82H190V78H192V76H191ZM202 74V75H201ZM76 75V76H75ZM112 75V76H111ZM114 75V76H113ZM129 76V77H131L132 79H130V78H128L129 80H127V78H126V81H125V77L126 76ZM167 77H166V76ZM174 75H175V73H174ZM186 75V76H185ZM209 75V76H210ZM214 75V76H213ZM226 76L225 78L223 77H221L222 79V81H220V76ZM229 75V76H228ZM43 76V77H42ZM71 76V77H70ZM113 77L111 80H113V81H116L115 83L119 86V88H117V85L116 84H114L113 85V83H112V85L110 86L108 83H110V79H107L108 77ZM191 76V77H190ZM204 76V75H203ZM202 76V77H203ZM234 76V78L235 79H231L232 77ZM10 77V78H9ZM22 77V78H21ZM29 77V78H28ZM51 78H52V75L50 76ZM72 78V77H74V78H72V79H70V78ZM75 77H76V79H75ZM79 77V76H78ZM124 77V78H123ZM149 78L150 79V81L148 80V78H147V80L146 79H143V78ZM158 77H159V79L161 78V80H159L158 79ZM168 77H172L171 79H172V82H175V84H178L181 80L183 81V83H182V85H181V87H183V86H187V84L188 83H186L185 84V80L186 79H189V80H187V81H189L190 83H189V85L191 84V85H193L194 83L195 84H197L198 85V82L197 81H201V79H202V81L201 82H199V85L197 86V85H193V86H187L186 88L188 89H184L185 91H182L181 90V88H180V84L181 83H179L178 84V86H176V89H177V87H178V92H176L177 90H174L175 88H173V89H171V87H167V85H169V83L166 81V80H168L169 79V82H170V78H168ZM174 77H176V79L174 78ZM181 77V78H180ZM185 77H186V79H185ZM189 77V78H188ZM9 78V79H8ZM18 78H21V79H18ZM43 78H45L44 80L46 81V82H48V83H44L45 81L43 80ZM57 78H56V81H57ZM94 78V77H93ZM95 78V79H96ZM166 78V79H165ZM205 78H207L206 80H208L209 79V81H205L204 79ZM216 78H218L217 79V81L215 82V79ZM26 79V80H27ZM70 79V85H71V81H73L72 82V85H77V87H75V89H74V91L72 90L73 88H74V86H68L69 85V83L67 82L68 80ZM74 79V80H73ZM80 79V80H79ZM91 79V80H90ZM96 79V80H97ZM105 79V80H104ZM124 79V80H123ZM153 79V80H152ZM178 79H180V80H178ZM231 79V80H230ZM17 80V81H16ZM20 80V81H19ZM27 80V81H28ZM44 81L43 82V85H42V82L41 81ZM108 80H110V81H108ZM135 80H137V81H135ZM139 80H140V82H139ZM157 80H159V82L157 81ZM177 81V83H176V81ZM224 80H226V82L224 81ZM235 80V81H234ZM9 81V82H8ZM20 83H19V82ZM23 81V82H22ZM31 81V82H30ZM84 81V82H83ZM98 81H99V79H98ZM98 81H97V83H95V85L97 84L98 85V87H100V84H98ZM102 81H104V82H102ZM123 81H125V82H129V83H131L130 85H132V87L133 86H135V87H130L129 86V84H127L126 83V86L124 87V82ZM132 81L134 82L133 84H132ZM146 81H148V82H150V83H152L153 82V84L154 83H156L157 85H152V84H150L152 87H153V89H155L156 90V93H154V91H153V89H150V87H149V83L147 82L146 83ZM156 81V82H155ZM161 81V82H160ZM164 81H166L167 82V85L165 84V83H162V82H164ZM204 81V82H203ZM18 83V85L16 86V83ZM50 82H51V84H50ZM80 82V83H79ZM81 82H82V84H81ZM91 82H92V84H91ZM137 82H139L140 83V86L141 87H139L138 85H139V83L138 84H136ZM144 82V83H143ZM194 82V83H193ZM214 82L216 83V88L214 87L215 86V84H214ZM226 83L225 85H224V83ZM232 82V83H231ZM235 82V83H234ZM12 83V84H11ZM29 83L31 84V85H29ZM68 83V84H67ZM84 83H85V85H84ZM110 83V84H111ZM121 85H120V84ZM142 83V84H141ZM160 85H159V84ZM171 83V82H170ZM201 83V84H200ZM202 83H204V84H202ZM5 84H8V87H9V89L10 90H8L7 88V86L5 85ZM13 84H15L14 86H13ZM40 84V85H39ZM48 84V85H47ZM103 84L101 85V87H100V89L101 88H103ZM124 84V85H123ZM145 84V85H144ZM148 84V85H147ZM165 84V85H164ZM172 84V83H171ZM183 84H185V85H183ZM213 86H212V85ZM219 84V85H218ZM10 85H12L13 86V88L10 86ZM19 85H21V86H19ZM50 85H52V86H50ZM80 85H81V87L83 88H86L84 91H82L83 89H81V87H80ZM128 85V86H127ZM163 85V86H162ZM206 85H208V86H206V88L207 87H209V89H208V91L209 90H212V88L210 87V86H212L214 89L213 90H215V91H217L218 90V92H216V94H213L214 93V91L212 92V94L214 95V96H212L210 93H207L208 95L210 94V96H212V97H208V95L206 94V88H205V86ZM18 86H19V88H18ZM47 86H49V87H47ZM91 86H93L92 87V89H91ZM112 86H115V87H113L112 88ZM144 86H146V89H145V87ZM148 86V87H147ZM155 86H157V88L158 89H156V87ZM171 86V85H170ZM194 86H196V87H194ZM220 86V87H219ZM27 87V88H26ZM51 87V88H50ZM62 87H71V88H68L69 89V91H65V89H63ZM78 87L80 88V89H78ZM128 87L130 88V89H128ZM151 87V88H152ZM155 87V88H154ZM200 87V88H199ZM227 87V88H226ZM66 88V89H67ZM76 88H77V90H76ZM89 88H90V90H89ZM96 88V90H98L97 89V87H95ZM116 88L118 89L117 91H115L116 90ZM122 89L121 91H124V92H122L123 94H120V90L119 89ZM126 88L128 89V90H131V88L132 89H137V90H139V91H134V90H131L130 92L128 91L127 93H125V91H126ZM161 88V89H160ZM166 88V89H165ZM170 88V89H169ZM184 88V87H183ZM199 89L200 90V92H199V90H196V89ZM211 88V89H210ZM23 89H24V91H23ZM67 89V90H68ZM112 89V90H111ZM115 89V90H114ZM141 89V90H140ZM145 89V90H144ZM148 89V90H147ZM149 89L150 90H152L151 91V93L149 94ZM163 89H165L164 91H163ZM170 91H169V90ZM180 89V90H179ZM223 89V90H222ZM16 90V91H15ZM19 90V91H18ZM92 90H93V93H91L92 92ZM111 90V91H110ZM114 90V91H113ZM144 90V92H142ZM193 90H196L197 92H195V94H194V92H193ZM220 90V91H219ZM105 91V93H103V92ZM106 91H110L111 92V95H109V99L106 97V95L107 94H109V93H107ZM136 92L137 94L138 93H143L142 94V96L143 97H145V100H144V98L143 97H141V94L139 95H137V94H135L134 95V92ZM148 91V92H147ZM189 92V93H186V92ZM207 91V92H208ZM17 92H19V93H17ZM116 92V93H115ZM153 92V93H152ZM162 92H163V94H162ZM190 92L192 93L193 92V95L191 96L190 95ZM220 92V93H219ZM97 93V94H96ZM103 93V94H102ZM107 93V94H106ZM112 93L113 94H115L114 96L112 95ZM117 93H119V94H117ZM125 93V94H124ZM133 93V94H132ZM146 93H148V94H146ZM171 94V96H173L174 97V99L176 98L177 100H178V98H179V96H180V98H181V96H182V98H184V97H186V98H190V99H188L187 100V102H186V98H185V102H184V99L183 100H181L180 101V98H179V100L178 101H180L179 103H180V105L177 103V105L179 106H176L175 107V105L174 104H171L170 102H169V104H167V106L168 105H172V108L171 109H169L170 107H167L166 106V104L165 105H163L161 102L159 103V99L158 98H160V97H162V98H166L167 97V99L169 98V96H168V94ZM173 93V94H172ZM177 94V95H175V96H178V94H179V96H178V98L177 97H175L174 96V94ZM182 93V94H181ZM217 93H219V94H217ZM228 93V94H227ZM99 94V95H98ZM127 94V95H126ZM130 94L132 95V97L130 96ZM144 94H145V96H144ZM152 94H155V95H152ZM158 94H160V95H162V96H159ZM166 94V95H165ZM185 94V95H184ZM189 94V95H188ZM33 95V96H32ZM116 95H118V97H121L120 99L117 97L116 98ZM122 95V96H121ZM149 95V96H148ZM151 95H152V97H151ZM184 95V96H183ZM187 95V96H186ZM201 95V96H200ZM15 96V97H14ZM32 96V97H31ZM101 96V97H100ZM103 96V97H102ZM108 96V95H107ZM134 96V97H133ZM138 96H140V97H138ZM166 96V97H165ZM195 98H194V97ZM216 96V97H215ZM218 96V97H217ZM113 97L116 99H114L113 100ZM122 97H125L126 99H123ZM131 97V98H130ZM138 97V98H137ZM149 97V98H148ZM155 97H157V98H155ZM173 97H170V99L171 98H173ZM8 98V99H7ZM43 98H41L40 99V101L43 99ZM48 98V99H47ZM142 100H140V99ZM155 98V99H154ZM201 98V99H200ZM43 99V100H44ZM133 99H134V101H133ZM151 99H153L154 101H153V104L151 103ZM6 100V101H5ZM36 100H38V98H36ZM42 100V101H43ZM49 100V101H48ZM129 100V101H128ZM137 100V101H136ZM156 100L158 101V102H156ZM166 100V99H165ZM169 100V99H168ZM50 101H51V103H50ZM64 101V102H65ZM112 101V102H111ZM116 101V102H115ZM120 101V102H119ZM133 101V102H132ZM145 103H144V102ZM5 102H7V103H5ZM49 102V103H48ZM129 102H131V103H129ZM141 102V103H140ZM183 102L184 103H187L188 105H189V103H190V106H188L187 104H184V105H186V106H184L183 105ZM5 103V104H4ZM21 103V102H20ZM77 103V104H76ZM96 103V104H95ZM102 103V104H101ZM140 103V104H139ZM164 103H167V101L166 102H164ZM182 103V104H181ZM22 104V103H21ZM119 104V105H118ZM128 104V105H127ZM132 104H133V106L134 107H132ZM135 104H139V105H135ZM149 104V107L147 106ZM156 104V105H155ZM160 104H162V105H160ZM145 105V106H144ZM151 105V106H150ZM153 105V106H152ZM155 105V106H154ZM174 105V106H173ZM183 105V106H182ZM131 106V107H130ZM139 106V107H138ZM164 106H166V107H164ZM173 107H175V108H173ZM178 107V108H177ZM4 108H6V107H4ZM94 109V108H96L97 110H104L105 108L104 107H85L84 109ZM99 108V109H98ZM101 108V109H100ZM168 108V109H167ZM28 112H27V111ZM30 110H31V113H30ZM162 110V111H163ZM6 111H8V113H6ZM6 111L4 112L5 114L4 115H2L3 116V118L5 117V115H7V114H10L9 112L11 111V110H7L6 109ZM24 111V112H23ZM26 111V112H25ZM49 111V112H50ZM123 111V112H124ZM181 111V112H180ZM185 113H184V112ZM188 111V112H187ZM189 111H191V112H189ZM39 112H40V110H39ZM137 112V113H136ZM180 112V113H179ZM23 113V114H22ZM26 113V114H25ZM28 113V114H27ZM30 113V114H29ZM32 113H33V115H34V113H35V115H36V113L37 114H39L40 116V118H42L43 116H45V119L47 120V121H43L42 119H41V121L44 123V124H46L44 127H45V129H47V131L48 132H50V133H45V135H47V136H49V138H50V142H51V144L49 145V147H46V146H44V145H40V144H37V142H36V136H37V133H36V131H37V128L39 129V127H41V126H39L38 125V123L36 122V120H35V118L37 119V117H35V118H33V116H31L32 117V119H31V117H30V115H32ZM72 113H73V115H72ZM179 113V114H178ZM184 113V114H183ZM12 114V113H11ZM11 114H10V116H11ZM71 114V115H70ZM134 114V115H133ZM150 114H156V113H152V112H150ZM26 115H29V116H26ZM43 115V116H42ZM74 115H75V117H74ZM166 115V116H167ZM9 115L6 117L7 118V120H6V118H5V120L3 119V118H1L0 119V124L2 125L1 127V129H0V132L2 133H0V135L3 137V138H5L4 137V135H6V138L5 139H10V138H12V137H14V133H13V131L14 130H12V126H13V119H12V117H10ZM28 117V118H27ZM67 120H64V118ZM73 117V118H72ZM82 117H84V118H82ZM92 117H94V118H96V119H94L93 120V118ZM137 119H136V118ZM10 120H9V119ZM27 118V119H26ZM44 118V117H43ZM48 118V119H47ZM51 118H52V120H51ZM62 118V119H61ZM79 118V119H78ZM106 118V119H105ZM202 118V119H201ZM28 119L31 121H34L33 122V124L31 125V126H33V127H31L29 124L30 123H32V122H28ZM44 119V120H45ZM59 119H60V121H59ZM77 119V120H76ZM110 119V120H109ZM128 120V123H127V120ZM134 119H136V120H134ZM207 119H209V120H207ZM26 120V121H25ZM50 120H51V122H50ZM65 122H64V121ZM75 120H76V122H75ZM83 120V121H82ZM97 120V121H96ZM107 120L109 121V122H107ZM203 120V121H202ZM241 120H242V122H241ZM3 121H5L4 123L6 124H4L3 123ZM11 121V123H9ZM52 121H54V123H52ZM71 121H72V123H71ZM80 121V122H79ZM90 121V122H89ZM103 121V123H101ZM112 121V122H111ZM123 121L125 122V124H123ZM197 121V122H198ZM37 124H36V123ZM40 123V124H42L43 125V123ZM48 124H47V123ZM56 122V123H55ZM75 124H74V123ZM83 122H85V124L83 123ZM86 122H88L87 124H88V126H87V124H86ZM91 122H92V124L94 125L93 126V128L95 129L96 127H97V123L99 122V125H101L100 127H102V129H103V131H105V132H107L106 134H107V137L105 138V135H103L104 133H103V131L101 130V128L99 127H97L96 128V131H98L97 133H90V130H91V132H93V129L91 128V126H92V124H91ZM97 122V123H96ZM106 122L109 124V127L106 125ZM110 122H111V124H110ZM145 122H144V124H145ZM196 122V123H197ZM197 123V124H201V123ZM50 123H52L51 125L52 126H50L49 124ZM57 123H62L63 125H62V129L60 130V132L62 133V134H64V135H61V133H60V135H61V138H60V136H59V129H57L56 127H55V129H54V124L56 125ZM76 123H79V124H84L83 126H87V128L86 127H83L82 125H76ZM101 123V124H100ZM112 123H114V124H112ZM131 123V126L129 125ZM172 123V124H171ZM195 123V124H196ZM22 124V125H23ZM103 124V125H102ZM127 124L130 126V129H128L129 128V126L127 127ZM194 124V123H193ZM196 124V125H197ZM8 125V126H7ZM36 125H38V126H36ZM64 125H68V127H69V129L68 130H66V126H64ZM75 125V126H74ZM110 125H112L113 127L111 128V126ZM124 125H125V127H124ZM175 125L178 127V129H176L177 127H175ZM7 126V127H6ZM31 127V128H27V127ZM80 126H81V129H80ZM89 126H90V128L91 129H89L88 130V128H89ZM173 126V127H172ZM37 127V128H36ZM47 127V128H46ZM53 127V128H52ZM74 127V128H73ZM75 127H78V129L77 130H81V132H83L82 134H81V132H79V131H76L75 130ZM122 127H124V128H122ZM131 127H133V129L131 128ZM135 127V128H134ZM174 128V130L175 131H178V134H177V132L174 134V130L172 129V128ZM182 127V126H181ZM194 127V128H195ZM5 128V129H4ZM26 128V129H25ZM83 128V129H82ZM107 128H109V129H107ZM116 128V129H115ZM141 128V127H140ZM3 129V130H2ZM26 131H25V130ZM28 129H30L29 131V133L27 132L28 131ZM74 129V130H73ZM87 129V130H86ZM105 129V130H104ZM111 129H112V132L110 133L109 131H107V130H110L111 131ZM113 129H115L114 130V133L116 132V134H112L113 133ZM119 129V130H118ZM127 131H126V130ZM132 129V130H131ZM179 129H180V131H179ZM2 130V131H1ZM35 130V131H34ZM51 130V131H50ZM86 130V131H85ZM118 130V131H117ZM122 130V131H121ZM127 132V134H125V132ZM172 130V131H171ZM182 130V131H181ZM4 131H6V132H4ZM54 131V132H53ZM101 131V132H100ZM132 131V132H131ZM146 131V132H145ZM34 132V133H33ZM58 132V133H57ZM66 132H68V133H66ZM75 132H76V134H75ZM95 132V131H94ZM130 132V133H129ZM172 132V133H171ZM30 133H32L31 135H32V137L29 135ZM66 133V134H65ZM86 133H87V135H86ZM108 133H110V134H108ZM191 133V134H190ZM4 134V135H3ZM13 135V136H10V135ZM28 136H27V135ZM44 134V133H43ZM54 134V135H53ZM77 134H79V136H80V134L83 136V139L81 138V136H80V138L81 139H79L78 137H77ZM99 134V135H98ZM112 134V135H111ZM123 134H125V135H128L129 137H130V134H131V136L133 137V138H135V139H133L132 137V140L136 143L135 144V146L133 147L132 145H129L128 147H126V146H124L123 145V147L121 146L122 145V141L120 140V137H123L124 135ZM138 134V135H137ZM174 134V135H173ZM93 135V136H92ZM95 135H98V137L96 136L95 137ZM109 135H111V137L109 136ZM115 135H117V137H115ZM119 135H122V136H120L119 137ZM176 135V136H175ZM186 135V137H184V136ZM27 136V137H26ZM35 136V137H34ZM54 136V137H53ZM56 136H58L57 138H55ZM70 136V137H69ZM72 136V137H71ZM74 136H75V138H74ZM90 136V137H89ZM101 138H100V137ZM114 136V137H113ZM173 136V137H172ZM30 137H31V139L32 138H34V141H32L31 139H30ZM65 137V138H64ZM170 137V138H169ZM183 137L186 139H183ZM189 137V138H188ZM79 139V140H76V139ZM92 138H96V141H99L100 140V143H99V145H100V147L102 146V149H104L105 151H102V149H98V148H96V144H94V142L96 143V141H95V139L94 140H92ZM98 138V139H97ZM105 138V139H104ZM108 138V139H107ZM112 138V139H111ZM113 138H114V140H113ZM117 138V139H116ZM119 138V139H118ZM181 138H182V140H181ZM31 141H30V140ZM51 139H53V140H51ZM54 139H56V140H54ZM89 139V140H88ZM29 140V141H28ZM81 140H83V141H81ZM92 140V141H91ZM108 140H113V141H115V142H117L120 146H119V148H121V151H122V156H119V155H121V154H118L117 155V153H114V152H111L109 149H108V147H106L107 145H105V142H107ZM118 140V141H117ZM140 142L141 140V142H143L144 143V141L147 143V146H145V144L146 143H144L143 145H141L138 141ZM179 140H181L180 142H179ZM58 142V143H56V142ZM105 141V142H104ZM183 141V142H182ZM30 142V143H29ZM32 142H34V143H32ZM55 142V143H54ZM63 142H64V144H63ZM76 142L79 144V145H77L76 144ZM80 142V143H79ZM173 142V143H172ZM179 142V143H178ZM82 143V144H81ZM140 144V146H143V147H140L139 146V144ZM55 144V145H54ZM68 144H70V145H68ZM81 144V145H80ZM85 144V145H84ZM171 144H173L174 146H175V148L171 151V153L169 154V156H167V158L165 157V156H163V152H162V150L164 149L165 150V147H166V145H167V147L168 146H170ZM178 144V145H177ZM181 144V145H180ZM57 145V146H56ZM139 146L138 148H136L137 146ZM180 145V146H179ZM255 145V146H254ZM259 146V147H256V146ZM86 146V147H85ZM165 146V147H164ZM59 147V148H58ZM67 147V148H66ZM79 147V148H78ZM94 147V148H93ZM130 147V148H129ZM133 147V148H132ZM249 148V151H248V154H252V153H254V154H252V157L251 156H249V157H251L250 159H249V157L248 156H241V151H242V149L243 150H247L248 148ZM254 147H256V148H254ZM124 148V149H123ZM128 148V150H130L131 148L132 149H134L135 151H133L132 149H131V151H128V150H126ZM145 148V149H144ZM147 148V149H146ZM177 148V149H176ZM247 148V149H246ZM54 149V152L52 151ZM58 149V150H57ZM93 149V150H92ZM107 149V150H106ZM137 149V150H136ZM144 149V150H143ZM162 149V150H161ZM250 149H252V151H250ZM81 150H83L82 152H81ZM138 150H141V151H138ZM163 150V151H164ZM174 150H177V151H175L174 152ZM58 151V152H57ZM7 152H9V151H7ZM101 152V153H100ZM102 152H105V153H107L109 156H111L112 158H113V160H114V163H111V165H114L115 166V168L116 169H118V168H121L122 169V171L124 172V173H127L128 175H130V176H132V177H134V183H133V188H132V190L130 191V192H125L124 191V189L122 188V182H118L116 185H114V186H112V187H107V189L106 190H103L104 189V187H102V186H104L105 184H104V182H99V184H97V182L95 183V181H96V177L97 176H91V177H89V179L88 180H86V182H84L85 184H87L89 187H91V194L89 195V203H91L90 205H94L99 211H100V213H98L99 214V216L98 215H94L93 217L95 218L94 220L92 219H90V221L88 222L87 220H89V219H87L86 217H84L86 214L85 213H87L86 211L87 210H85V206H83V205H75V204H72V203H74L75 201L73 200L74 199V195H75V192H76V189H77V184H79L80 182H78L77 180H80L81 178V174H82V170L83 169H85V170H88V169H92V171H94V172H96V173H98L99 172V166H98V164H97V162H99V160H101L102 161ZM131 152H133V153H131ZM135 152V153H134ZM136 152L139 154V156L138 157H136L137 155H136ZM142 152V153H141ZM144 152V153H143ZM160 152V153H159ZM42 153H44V154H46V156L44 155V154H42ZM112 153V154H111ZM129 153V154H128ZM51 154H53V155H51ZM56 154V155H55ZM58 154V155H57ZM64 154V155H63ZM29 155H32V156H29ZM36 155H37V153H36ZM123 155L124 156H126V157H123ZM245 155H247V153L245 154ZM43 156H44V158H43ZM48 156H50V157H48ZM131 156V157H130ZM161 156L163 157L162 159H161ZM241 156V157H240ZM48 157V158H47ZM56 157V158H55ZM80 157H82L81 159H80ZM121 157H123V158H121ZM134 157V159H132ZM144 157V158H143ZM165 157V158H164ZM33 158L36 160L35 161V163L33 164ZM38 158H39V162H38ZM49 158H51V159H49ZM54 158V159H53ZM58 158H59V160H58ZM127 158V159H126ZM244 158V159H243ZM245 158H248V159H245ZM260 158H262V159H260ZM48 159H49V161H48ZM64 159V160H63ZM97 159V160H96ZM136 159V160H135ZM163 159H166V160H163ZM52 160H53V162H52ZM82 160V161H81ZM144 160H146V161H144ZM153 160V161H152ZM27 161H28V159H27ZM150 161H152V163L150 162ZM29 162V161H28ZM37 162V163H36ZM41 162H42V164H41ZM55 162V163H54ZM129 164H128V163ZM133 162V163H132ZM139 162V163H138ZM148 162V163H147ZM154 162V163H153ZM160 162V163H159ZM50 163H51V165H52V168H51V165H50ZM55 165H54V164ZM62 163V164H61ZM151 163V164H150ZM35 164H39L38 166L40 167V168H37V165H36V167L35 168H33L32 167V165L34 166ZM50 166V167H48V168H50L49 170H48V168H47V166ZM81 164H82V168H81ZM143 164V165H142ZM150 164V165H149ZM153 164V166H151ZM40 165H42V166H40ZM108 165H110V164H108ZM139 165H141V166H139ZM59 166V167H58ZM122 166V167H121ZM134 166V167H133ZM146 166V167H145ZM227 166L229 167V168H227ZM31 167V168H30ZM139 167V168H138ZM142 167V169H140ZM145 167V168H144ZM55 168H57L56 170H54ZM81 168V169H80ZM131 168H132V170H131ZM133 168H134V170H133ZM137 168V169H136ZM147 168V169H146ZM259 168H260V171H259ZM262 168V169H261ZM33 169L35 170H37L36 171V174L34 173V171H33ZM43 169V170H42ZM45 169H47L48 171H46ZM61 170V172H60V170ZM139 169V170H138ZM146 169V170H145ZM3 170V171H2ZM39 170H40V172H39ZM50 170H51V172H50ZM127 170H128V172H127ZM129 170H131L130 172H129ZM138 170V171H137ZM142 170H144L143 172H142ZM46 171V173H47V175H46V173L44 174V172ZM55 171V172H54ZM57 171V172H56ZM257 171V172H256ZM15 172L17 173V175L15 174ZM21 172V173H20ZM38 172V173H37ZM42 172V173H41ZM72 174V176L70 175V173ZM76 172V173H75ZM139 175V177H138V175L136 174V173ZM139 172L141 173H143V175L142 176H140V174H139ZM145 172V173H144ZM147 172V173H146ZM261 172H260V175H262L261 174ZM20 173V174H19ZM59 173V174H58ZM61 173V174H60ZM6 174V176L4 177V175ZM14 174H15V176H18V178L17 177H15L14 176ZM32 176H31V175ZM35 174V175H34ZM38 174V175H37ZM41 174H43V175H41ZM146 174V175H145ZM251 174V175H250ZM10 175H13L12 177L10 176ZM34 175V176H33ZM71 177H70V176ZM36 176H38V177H36ZM41 176H43V178L41 177ZM218 176V177H217ZM240 176V177H239ZM263 176H264V174H263ZM4 177V178H3ZM17 179V180H15V178ZM26 177V178H25ZM28 177V178H27ZM30 177H31V179H30ZM76 177V178H75ZM234 177V178H233ZM23 178V179H22ZM35 178V179H34ZM59 178V179H58ZM67 178V179H66ZM136 178H137V182H136ZM7 180V181H5V182H3L4 180ZM10 179H12V180H10ZM13 179H14V181H13ZM29 179V180H28ZM38 179V180H37ZM40 179V180H39ZM54 179H55V182H54ZM57 179V180H56ZM62 179V180H61ZM71 179V180H70ZM95 179V180H94ZM138 179H139V181H138ZM218 181H217V180ZM233 179H238L237 181H239V180H243L244 182H245V184H244V182L243 181H239V182H235ZM246 179V178H245ZM10 180V181H9ZM27 180V181H26ZM231 180H233V181H231ZM18 181H20V182H18ZM36 181V182H35ZM38 181H40V182H38ZM49 181V182H48ZM61 181V182H60ZM13 182V183H12ZM23 182H25L24 184H23V187H24V189H23V187H22V183ZM63 182V183H62ZM69 182H71L70 184L67 183ZM91 182H93V184L91 183ZM233 182V183H232ZM262 182V181H261ZM264 182V181H263ZM7 183H8V187H7ZM19 183V184H18ZM34 183V184H33ZM57 183H59V184H57ZM74 183H76L75 185H74ZM238 184V185H235V184ZM12 184V185H11ZM33 184V185H32ZM62 184V185H61ZM261 184V187H262V189H263V183H260ZM1 185H3V187L1 186ZM5 185H6V187L8 188L7 189V191H6V187H5ZM16 187L17 185H18V187H14V186ZM20 185V186H19ZM36 185V186H35ZM233 185H235L233 188H232V186ZM244 185V186H243ZM29 186H31V187H29ZM59 186V187H58ZM60 186L62 187V188H60ZM99 186V187H98ZM134 186H135V188H134ZM240 186V187H239ZM12 187H13V189H12ZM33 187V188H32ZM46 187H47V189H46ZM49 187H50V190H49ZM96 187H98V188H96ZM121 187V188H120ZM236 187H239L238 188V191L236 190L237 188ZM3 188H5V189H3ZM20 188H21V192H20ZM25 188H27L26 190H25ZM29 188V189H28ZM53 188H54V190H53ZM95 189V191H93L94 189ZM105 188H106V186H105ZM3 189V190H2ZM15 189H16V191H15ZM19 189V190H18ZM56 189H58V191L56 190ZM109 190V191H108ZM264 190V189H263ZM28 191V192H27ZM56 191H57V193H56ZM72 192V193H70V192ZM98 191V192H97ZM104 191H107V192H104ZM115 191V192H114ZM232 191H233V193H232ZM234 191L236 192H239L238 194L240 195V197H242L241 198V200L243 199V204H241V205H243L242 207H236V204L238 203V205L240 206V203L239 202H237L236 204H234V209L233 210H235V211H237V215H235L234 216V219L236 218V220H237V217H238V219L240 218L242 221L241 222H244V224L242 223H240V222H238V221H240V219L239 220H237L236 222H235V224L236 225H239V223H240V225L239 226H236L235 224H234V222H232L233 221V219L231 218V219H229L230 217H233V215L232 214H234L235 212L232 210V209H229L228 208V206L226 205V204H228V202H229V205L231 204L230 203V198H233L234 197V195H232V194H234ZM245 192V193H240V192ZM26 192V193H25ZM92 192L94 193V194H92ZM125 192V193H124ZM236 192V193H237ZM51 193V194H50ZM59 193H60V195H59ZM236 193H235V195H236ZM54 194V195H53ZM62 194V195H61ZM66 194V196L67 197H65L64 195ZM71 194V195H70ZM101 196H100V195ZM124 194V195H123ZM127 194V195H126ZM248 194V192L246 193V195ZM52 195V196H51ZM68 195H69V197H68ZM96 195H98V197L96 196ZM48 198H47V197ZM106 196V197H105ZM230 196V198H228ZM57 197V198H56ZM94 197V198H93ZM245 197V198H244ZM247 197H248V195H247ZM21 198V199H20ZM59 198L61 199V200H59ZM65 198H68V200L66 199L65 200ZM98 198V199H97ZM227 198L228 199H230L229 201H227ZM46 199H48V200H46ZM93 199H94V201H93ZM101 199V200H100ZM247 199V198H246ZM91 200H92V202H91ZM99 200V201H98ZM227 201V202H226ZM104 202V203H103ZM226 202V203H225ZM232 202V201H231ZM62 203H64V205L62 206ZM71 203V204H70ZM95 203V204H94ZM52 207H51V206ZM53 205H55V206H53ZM59 205H60V208H58L59 207ZM66 205V206H65ZM71 205H73L72 207H71V209L69 208ZM98 205H100V206H98ZM246 205V206H245ZM249 205V206H250ZM261 205V206H260ZM56 206H58V207H56ZM68 206V207H67ZM66 207V208H65ZM77 207V208H76ZM223 207H225V209L223 208ZM226 207H227V209L230 211V212H227V211H225V210H227L226 209ZM244 207V208H243ZM253 207V208H252ZM68 208V209H67ZM82 208V209H81ZM101 208V209H100ZM240 208V209H239ZM252 208V209H251ZM65 209V210H64ZM73 209H74V211H73ZM78 209H80V211L78 210ZM224 209V210H223ZM239 209V210H238ZM244 210V211H242V210ZM56 210V211H55ZM64 211V213L62 212V211ZM79 212H78V211ZM108 210V211H107ZM255 211V213L253 212V211ZM263 210V209H262ZM74 213H73V212ZM81 211L82 212H84V214H83V216H82V213H81ZM227 212L226 214H225V212ZM240 211H242L241 213H240ZM250 211V212H249ZM234 212V213H233ZM238 212H239V214H238ZM254 213V214H251V213ZM69 213H70V217H69ZM71 213H72V215H71ZM75 213H79L78 214V218H77V214L75 215ZM229 213V214H228ZM59 214H61L60 216H59ZM63 214V215H62ZM68 214V215H67ZM73 214H74V217H72L73 216ZM232 215V216H231ZM251 215V220L249 219L247 222H245L246 220L245 219H243V218H249L248 216H250ZM254 215V216H253ZM59 216V217H58ZM97 216V217H96ZM252 216H253V218H252ZM227 217H229V218H227ZM69 218H71V219H69ZM226 218V219H225ZM77 219H80V220H78L79 222H77V221H75V220ZM84 219H86V220H84ZM229 219V220H228ZM60 222H59V221ZM75 221V225H76V227H75V225H74V221ZM224 220V221H223ZM225 220H228L229 221V223H228V221H225ZM231 220V221H230ZM56 221H58V223L56 222ZM71 221H73L72 223H70ZM80 221H81V223H82V225H83V227H82V225L80 224ZM226 223L228 226H229V228H230V230H227V228H228V226L226 225V224H224V225H221L222 223ZM70 223V224H69ZM78 223H79V225H78ZM84 223V224H83ZM231 223H233V224H231ZM247 223V224H246ZM69 225H71V228L74 226V228H72V229H74V230H72L71 228H70V230H69ZM73 225V226H72ZM221 225V226H220ZM227 227H226V226ZM231 225V226H230ZM232 226H234V227H232ZM77 227H80V229H78ZM219 227V228H218ZM68 228V229H67ZM228 228V229H229ZM247 229V230H245V232H244V229ZM67 229V230H66ZM76 229H78L77 231H76ZM72 230V231H71ZM74 231V233L72 234V232ZM230 232V233H228V232ZM236 231H233V232H236ZM243 232H244V234H243ZM232 234V233H231ZM256 235V236H255ZM227 237V238H226ZM262 239H260L258 242H257V244H256V242L254 243V244H252V245H250V248H248V249H246L245 250V256L248 258V260H247V258L243 255L242 257L244 258H242V257H239L237 254H234L233 255V257L229 260V259H227V262L226 261H224V262H222V261H220L219 262V264H249V262H251L252 261V259L254 258V260L256 259V258H258V257H260V255H261V252H260V249L262 248V245H264V239L262 240ZM224 242V243H223ZM211 243V244H210ZM215 243V244H214ZM258 243L260 244V243H263V244H261V248H259V246L260 245H258ZM257 247H258V249H257ZM253 248V249H252ZM249 249H252L251 250V252L252 251H255V249H257L254 253H251L250 254V250ZM248 250H249V252H248ZM247 251V252H246ZM257 251H259V252H257ZM213 252V253H212ZM217 253V252H216ZM247 253V254H246ZM257 253H258V255H257ZM248 254H249V256H248ZM254 254V255H253ZM260 254V255H259ZM214 255V256H213ZM250 255H251V257H250ZM258 256V257H257ZM215 259V260H214ZM243 261H242V260ZM213 261V262H212ZM236 261H238V262H236ZM212 262V263H211ZM215 263V262H214ZM213 263V264H214Z\"/></svg>",
	"mask_w": 264,
	"mask_h": 264
},
{
	"label": "bare ground",
	"instance_id": "bare-ground-1",
	"mask_svg": "<svg viewBox=\"0 0 264 264\" xmlns=\"http://www.w3.org/2000/svg\"><path fill=\"white\" fill-rule=\"evenodd\" d=\"M10 1H12V0H10ZM24 1H25V0H23V2H24ZM26 1H28V4H29V0H26ZM32 1H33V0H32ZM52 1H53V0H52ZM52 1H51V0H50V2L47 1V2H49V4H48V5L46 4V6L41 5V6H43V7H41V8H37L38 5H36V7H35V5H34V7L36 8V11H38V12H35V13H33V11H32L33 9H35V8H33V5H32L33 2H32V4L30 3L32 6H29V5L25 4V5H27V6L30 7V8H27V7L25 6L26 9H31V13L33 14V15H32V14L30 13V11L27 13V10L25 9V10H26V13H27L26 15H27V16L29 15V16H31V18H34V20H31V19L29 18L30 21L32 22V21H35V19H36V20L39 19V22H41V23H38V20L36 21V24L38 23V25H39V24L41 25V26H40L41 28L39 27L40 29H39V28L37 29V27H36V30L39 31V34H38V35H40V36L42 37V42H43V40L45 41L44 43L46 44V50L44 49L45 45L40 41V37H38L37 34H36L37 36L35 37L34 32H32V31H34V29H32V31H31V29L29 28V27H31V26H33V25H32L31 22H30L31 24L27 23V20L24 19V18H26L27 16L25 17V14H24V17H22V12L19 13V14H20V15H19V14L17 13V12H18L17 9H13V10H12V9H11V10L9 9V10H10V11H9V10L6 8V6L3 5V3H4V4L6 3V1L4 2V0H2L3 3H1V4H2V10L0 9V35H1V33H2L3 31H4L3 33H5V30H6V28H7V30H6L7 32H6L5 34L7 35V37H8V41H9L10 43H12V44L14 43L15 45H16V44L24 43L23 51L25 52V56H24V55H23V56L25 57V59H24V58H23V59L25 60V61H24V63H25L24 66H25V68H26V71H25V68H24V67H23V68H24L25 73H27L28 76L31 77V79H32V80H31L32 83H33V80H34V83H35L36 81H37V82L40 81V77H41V75H39V73L43 72V69H44V67L46 66V64H45V66H42V67H41L42 63H44V62L47 61V59L45 58L46 61L41 62V60H43L44 58L42 57L43 55H41L40 53H41V52L43 51V49H44V53H45L44 56L47 57V58L49 59L48 61H50V63L47 62V65H48V66H49V64L52 65L51 68H53V66L56 67V68H53L54 70H52V74H51L50 71H49V70H51V68L48 70V71H49V72H48V71L46 70V68H48V66H46L44 73L47 71V74L50 73V75L47 76V74H44V75H45L44 77L47 76L48 78H50V80L52 79L51 82L55 79L54 82H52V85H53V84H56V86H58V87H59V85H60V86H63V85L66 83V82L64 83V80H61V77H63V76H60L59 79L57 78V76H59L58 74H59V73H60V75H63V74L66 75V74H67V77L69 76V74L71 75V73L68 74V72H67V73H64V72H66V70H67L68 68H69V71L71 72L70 67H69V66H71V65H68V64H67V65H68V68L64 71V67H63L64 65L62 66V62L60 61L59 56H58L59 53H60L59 48H57L58 50L56 49V47H57L58 44H60V43L55 44V42H54V40H53L54 35L56 36V38L58 37L59 39H62V40H63V43L59 40V41L62 43V45L66 42V43L63 45V46H65L64 51H63L64 54H65V53H66V52H65V50H66V45H68L67 42H68L69 39H71V36H72V38H73V37H74L73 34L75 33V36H76V37H77V36H78V37L80 36V38H81V35H82V34L80 35V32H81L82 30L85 29V26L89 27L88 25H91L90 23H88V22L90 21V20L88 21V18H87V21H88V22H87V21H86L87 23L84 22V21L86 20V17H85V16H86V12H85V14H84L85 16H83V18L85 17L84 19L82 18V15H81V17L79 16V15L81 14V12H79L80 14H76L75 11H78V10H75V9L72 7V6H73V3H75V1L77 2V5H78V3H80V1H82L83 7H84L85 11H87V14H89L88 11L92 8L91 11L94 13V15H92V14H91L92 12L90 11V14L92 15V17H91V15H90L91 20H95V22L97 21V24H96L94 21H93V22L97 25L98 28L102 27V29L100 28V30H102V31H100V30L98 31V29H97V27H96L97 32L94 31L95 35H93L94 33H92L91 30H90V29L92 28L91 26H90L91 28L89 27V29H87V30H90V31L84 32V31H86V29H85V30L82 31V32H83L84 34H85V33L88 34V37H90V39H92V37H93V38H95L96 36L99 37V36L101 35V33H100V35H97V34H99L98 32H103L104 27H105L106 29H109V28H107V27H110V25H111V29H112V28H114V29L116 28V29H118V31H119V32H117V31L115 30V32H113L114 29L111 30V31H112V35L116 37V35H115L114 33H116V34L118 33V34L120 35V36L118 35V36L120 37L119 39L122 40V42H123V44H124V45L121 44V45H119V46H121V47H122V46H125V47H122V48H121V49L124 48L123 50H125V48H126V50H125V51H122V52H124V53H126V54H128V55H130V56L132 55L131 53H133V52L135 51L134 48L139 47L138 44H137V41H139L140 39H142V37L139 36L138 34H136V35H138V36H137L138 39L136 38V39H137V41H136V44H137V45H136V44H134V45H136L137 47H135V46L133 45V43H135V42L133 41V43H132V41H131V39H130V37H133V34L131 33V36H130V33H129V31H130L131 29H129V31H128V29H127V27H129V26H128L129 24H128L127 22H124V23H126V25H127V27H126V26L121 22L123 19L125 20L126 18H123V16H122V19L120 20V17H121V16H119V15L123 12V14L126 13V14L124 15V17H126L127 14L129 15L130 11H131V13H132L133 10H129V9L131 8L132 5H134L135 7H137V6L141 5V4H143L145 7H149V6H152V4H153V0H128V1L130 2V4H131L130 8L128 9V8H127V6H128L127 4H129V2L126 3V2H125L126 0H123V1H122L123 4L125 3V5H127V6L125 7V5L122 4L121 0H119V3H121L123 10L126 8L127 10H129V13L126 12V11H127L126 9H125L126 11L124 10L125 13H124V11H121L122 8H121V6H120V9H121L120 11H121V13H120V12H117V11H115V13H114V11H113V12H112V13H114V15H113V14H111V11H112L111 9H113V7L115 6V4L113 5V2H112V6H113L112 8H111L110 5H107V6H110V7H108V8H111V9H110L111 11H109L108 13H110L112 16L109 15V14H108V16H111V18H112L111 20H113V21H110V22L107 21V22L110 23V24L108 23L109 25L107 26V25H106L107 23L105 24V22H104V21H106V20H104L105 18L103 17V16H104L103 13H104V14H107V13H105V12H107L108 10L106 9V7H103V6H104L105 4H111V0H88V1H87V0H86V1H85V0H80L79 2H78L77 0H75L72 4L70 3V2H72V0H70V2H67V0H66V1H65V2H67L66 4H69V3H70V4L72 5V6H71V5L69 4L71 7L68 6L67 8H66V4H65V3H63L62 1H59V2L63 3L62 6H65V9H64V7L61 6V7L63 8V11H62V12H64V13H62V12L59 11V14L61 13L65 18H64V17L62 18V16L58 15V13H57L58 11H56L57 8H55V7L58 6V5L55 6V4H54L55 7L52 6V5H53L52 3H54V2H52ZM54 1H55V0H54ZM112 1H113V0H112ZM117 1H118V0H116V2H117ZM160 1H161V0H160ZM164 1H165V0H164ZM164 1H162V2H164ZM172 1H173V3H176V0H172ZM177 1H178V4H179L181 0H177ZM194 1H195V0H187V1H186V4L189 6V8H191V11H190L191 13H190L189 11H188V12L191 14L190 16L192 17V18L190 17V19H189V18H187V19H189V20L194 19L197 23L199 22V23H198V28H197L196 30H199L200 34L202 33V35L199 34V36H198V34H196V33H198V31L196 32V30H194V26H193V25L197 26V25L195 24L196 22L193 21V25H189V26H188V27H190V26L193 27V28L191 27V28L193 29L192 31H194L193 34H196V35H197V36H196V35H195V36L193 35V36H194L195 38L199 37V40H200V41H199V45H200V46H198V47H200V48L198 49V47H197V48H196V51H197V50H198V52L200 51L199 53L202 54V57L204 56V58L207 60V62H209V63H211V61L217 62L218 60L221 59V58H220L221 56H223L224 54H226V53H225L226 49L224 50V48H227V49H228L229 47L232 48L233 46L231 47V45H233L234 43H232V41H231V44H230L228 38L225 37L226 40H227V42H228V44H230L229 46H225V45H226L225 43H227V42H225L226 40H225V38H223V37H224L226 34H225L223 37L221 36L222 38L219 39V40L223 39V40H224L223 42H225V43H223V42H219V41H218V38H219V36H220L218 33H220V30L217 29V30H219V31L217 32V31L215 30L216 28H214V27H213L214 29L211 28L212 26L215 25L214 23L216 22V21H214V22L212 21L213 18H212V20H211L212 22L209 20L210 17H209L208 19H206V20H209V24H211V25H212V23L214 24V25H212V26L210 25V27L208 26L209 29H213V30H212V31L209 30L208 33H205V32H204V31H207V30H208V28H207V30L205 29V28L207 27V26H206L207 24H204V18H202V15H205V14L202 13V15H199V14H200L199 10L196 11V10L192 9V8H193V5H194ZM198 1H199V0H196V3H197ZM229 1H231V0H216V2H214V4L216 3L217 6H218L216 9H218V10L221 9L220 13H218V14H221V12H223V14H224L223 16L227 17L228 20L226 19V20L224 21V18H225V17L223 18V17L221 16L222 14L220 15V16L223 18L224 24H225L226 21L229 22L230 25H229L228 22H227L225 26H227V25H228V26H231V28L229 27L230 30H229V29H228V30H229L230 32H231V30H232V32L229 33V34H231V36L234 38L233 40H235V41L237 42V43H236V42L234 41L236 44H238V47L242 49L240 52H242V51L245 52V53L242 52V55H244L243 58H245L244 60H245V63H246L247 61H249L250 59H252L254 55H256L255 53H254V54L252 53L253 55L250 54V56H252V58H251L250 56H248V55H246V56H248L249 58L246 57L245 54H246V53L249 54V51L247 50L248 47H250L252 44H254V48H255V47H256L257 49H259V48H264L263 45L260 44V43L263 42V41L261 40L260 37H258L260 32L257 34L258 30H260V29L257 28L258 30H256L255 33L253 34L254 31H253V27H252V25H253V24H256L257 22H259V21H258L259 18H255V17L253 16L255 19H257V20H256L257 22L255 21L256 23H254V20H255V19H254V20H253V23H252V20L248 19L249 22L246 23L247 25H245L244 23L247 22V19H246V21H245V20H243V19L241 18L242 16L240 17V15H242V13H243V12H242L241 14H238V15H237V16H239L238 19L242 20V22L245 21V22H243V25H245L246 27L242 26V25H241L242 23H239V20H238V19H235V18H237L236 16H235L234 19L231 18L232 16H234V13H236V12L233 11V12H234V13H233V12L229 9V8H233L232 5L234 4V2H232V3H233V4L231 5L232 7H230V3H229ZM235 1H236V2H235V5H234V6H235V7H237L238 5L240 6V4H237V5H236L237 0H235ZM240 1H241V0H240ZM247 1H248V0H245V1L243 0V3L245 2V3L247 4ZM250 1H252V0H250ZM255 1H256V0H255ZM0 2H1V0H0ZM7 2H8V0H7ZM14 2H17V3H15L17 6L20 4L21 6H19L18 8H19V9H22L23 13H25V11H24V9H23V7H24V3L22 2V0H17V1L15 0ZM19 2H20V3H19ZM43 2H45V0H44ZM57 2H58V1H56V3H57ZM59 2H58V4H59ZM114 2H115V0H114ZM154 2H155V1H154ZM157 2L159 3V1H157ZM162 2H160V3L158 4V6H159V5H162V4H165V2H164V3H162ZM181 2H182V1H181ZM203 2H204V1H202V3H203ZM211 2L213 3V1H211ZM211 2H210V3H211ZM257 2H258V3L261 2L260 5L262 4V6H264V0H260V1L258 0ZM262 2H263V3H262ZM11 3H13V2H11ZM61 3H60V4H61ZM155 3H156V2H155ZM155 3H154V4H155ZM182 3H183V2H182ZM182 3H181V4H182ZM184 3H185V2H184ZM184 3H183V5H184ZM207 3H208V2H207ZM238 3H239V0H238ZM243 3L241 2V4L244 6L245 3H244V4H243ZM248 3H249V2H248ZM15 4H14V5H15ZM34 4H35V2H34ZM38 4H39V3H38ZM75 4H76V3H75ZM117 4H118V2H117ZM154 4H153V5H154ZM156 4H157V3H156ZM253 4H254V3H253ZM253 4H250V5L253 6ZM256 4H257V3H256ZM256 4H254V5L256 6ZM6 5H7V4H6ZM11 5H13V4H11ZM22 5H23V7H22ZM49 5L51 6V8L49 7ZM89 5L92 6V7H91V8L89 7V9L86 10V8H87ZM119 5H120V4H119ZM183 5H182V6H183ZM203 5H205V4H203ZM3 6H4V7H3ZM8 6L11 7V6H10V3H9ZM17 6H13V7H14V8H17ZM39 6H40V5H39ZM47 6H48L50 9H52V8L54 9V8H55L54 10L56 11V14L58 15L57 17L59 18V16H60L62 19H66L68 22L66 23L65 20H64V22H65L64 24H67L68 27L70 26V25H68V23H69V24H70V23H71V24L73 23V25H74L75 23H79V24L81 23L80 25H82V22H81L82 19L84 20L83 23H84V24L86 23L87 25H84V24H83L82 27L84 26V27H83L84 29H81L82 27H80V25L78 24V25H79V26H78V29H77V27H76V29L78 30V32H77V31L74 32V29H73V30H72L73 33L70 32L71 30L69 31V29H72L71 27H72L73 25H71V27L68 28V32H69V33H67V35H69V36L71 35L70 38H69L67 35H64V34H66V31H64L65 33H63V30H64L65 28H64V24L62 25V24L60 23L62 20L60 21V20H59L60 18L58 19L57 17H52V16H53L52 14H51V15H52L51 18L48 17L49 14H47V13H49V12H51V11H52L51 13H53V12H55V11H53V10H50V11H49V8H47ZM75 6H76V5H75ZM78 6H79V5H78ZM78 6H77L76 8H77V9H78V8H81V10H80V9H79V10L82 11L83 7H80V6H82V5H80L79 7H78ZM134 6H132V7H134ZM154 6H155V5H154ZM158 6H157V8H158ZM164 6H165V5H162L163 8H165ZM168 6H171V4H169V2H168ZM182 6L180 5L181 9H182ZM206 6H207V5H206ZM206 6H205V7H206ZM210 6H211V7L213 6L212 10H213V9L216 10L213 4H212V5H209V7H210ZM215 6H216V5H215ZM243 6H240V7H243ZM245 6H246V5H245ZM247 6H248V4H247ZM247 6H246V7H247ZM255 6H254V11H256V12H257V15H259V16L261 17V15H262L263 13L261 12V14H258V13H260V12H258V11H260V9L262 8V6H259V5H258V6H259V10L257 9L258 11L255 10V8H257V6H256V7H255ZM13 7H12V8H13ZM31 7H32V8H31ZM45 7L48 9L49 12L47 11V9H46ZM59 7H60V5H59ZM61 7H60V8H61ZM85 7H86V8H85ZM97 7H99V8L101 7L100 9L103 8V9H102V11H103L102 14H101V11H99L100 9L97 8ZM116 7H117V6H116ZM124 7H125V8H124ZM128 7H129V6H128ZM140 7H141V6H139V7H137V8H134V12H133V14H134V13H137L136 10H137L138 8H140ZM155 7H156V6H155ZM166 7H167V6H166ZM199 7H200V6H199ZM246 7H245V8H240V9L243 10V9H246ZM260 7H261V8H260ZM4 8H6V9H4ZM62 8H61V9H62ZM70 8L73 9V10H75V11H72ZM114 8H115V7H114ZM171 8H175V11H173L175 14L172 13V12L169 14V12L166 11L167 14L169 15V17L171 16V14H172V15L174 14V16H175L177 11H178V13H179V10L176 9V6L174 7V6L172 5ZM189 8H188V9H189ZM201 8H202V7H201ZM206 8H207V7H206ZM237 8H238V7H237ZM39 9H40V10H39ZM45 9H46V10H45ZM98 9H99V10H98ZM104 9H106V10H104ZM135 9H136V10H135ZM140 9H141V8H140ZM142 9H143V8H142ZM142 9H141V10H142ZM195 9H197V8H195ZM204 9H205V8H204ZM207 9L209 10V8H207ZM240 9L238 8L237 13H238V12H241ZM249 9H250V8H249ZM249 9H247V11H249ZM251 9H252V7H251ZM262 9L264 10V7H263ZM6 10L8 11V13H10V12L12 13V11H14V10L17 11L16 14L18 15V17H17V16H14V15L12 14L13 16H11V18L13 17V19H10V20H13L14 23H15L16 25H18V26L13 25V24H12V25L10 24V25L12 26V28H10L11 26L8 25V24H6L7 21L9 22V20H7V18H8V13H7ZM64 10H65V11H64ZM115 10H119V9L117 8V9H115ZM145 10L150 12L151 9L147 10V9L145 8L144 11H145ZM210 10H211V9H210ZM233 10H234V9H233ZM252 10H253V9H252ZM252 10H251V11H252ZM263 10H262V11H263ZM20 11H21V10H19V12H20ZM104 11H105V12H104ZM138 11H139V9H138ZM142 11H143V10H142ZM144 11H143L142 13H144ZM158 11H160V10H158ZM203 11H204V10H203ZM235 11H236V8H235ZM245 11H246V10H245ZM245 11H244V12H245ZM74 12H75V13H74ZM116 12H117L118 14H119V13H120V14L118 15ZM153 12H154V11H153ZM153 12H151V13H153ZM160 12H161V11H160ZM205 12H206V11H205ZM205 12H204V13H205ZM212 12H213V11H212ZM13 13H15V11H14ZM83 13H84V12H83ZM248 13H249V12H246V14H248ZM253 13L255 14V12H253ZM115 14H116V15H115ZM133 14H132V15H129V17H128V15H127V18H130V16L132 17ZM138 14H140V12H139ZM145 14H146V12L144 13V15L142 14V17L144 16V18H145V17H146ZM163 14H164V15L166 14L165 11L163 12ZM187 14H188V13H187ZM249 14L253 15L251 12H250ZM249 14H248V15H243V16H246V17L248 16L247 18H251V19H252V17H249ZM5 15H6V16H5ZM102 15H103V16H102ZM117 15H118V16H117ZM121 15H122V14H121ZM136 15H137V14H134V16H136ZM147 15H149V13H147ZM150 15H152V16H153V15H155V16L157 15L156 17H158V16L161 15V14H159V13H158V14L154 13V14H150ZM168 15H167V16H168ZM177 15H178V16H175V17H179L178 19L180 20V19H181V18H180L181 15H179V14H177ZM206 15H207V14H206ZM206 15H205V16H206ZM235 15H236V14H235ZM255 15H256V14H255ZM257 15H256V17H258ZM78 16H79V17H78ZM93 16H94V17H93ZM134 16H133V18H136V17H137V16H136V17H134ZM140 16H141V15H139L138 17L140 18ZM187 16L189 17V14H188ZM200 16H201V17H200ZM205 16H204V17H205ZM210 16H211V15H210ZM214 16H216V15H214ZM220 16H219V17H220ZM20 17H21L22 19H21ZM37 17H38V18H37ZM87 17H89V16H87ZM90 17H89V18H90ZM116 17H117V18H116ZM118 17H119V18H118ZM138 17H137V18H138ZM148 17H149V16H148ZM148 17H146V18H148ZM172 17H173V16H172ZM175 17H174V18H175ZM221 17H220V18H221ZM246 17H243V18H246ZM263 17H264V16H262L261 18L263 19ZM79 18H82V19L80 20ZM93 18H94V19H93ZM95 18H96V19H95ZM133 18H132V19H133ZM137 18H136L135 20L133 19V21H132V20H131V21H132L133 23H134V22L136 23V21H139V20H137ZM146 18H145V19H146ZM150 18H151V17H150ZM153 18H154V16H153ZM153 18H151V21H148V22L150 23V22H153L152 20H154V24H156V22H157L158 20H157V18H155V19L157 20V21H156V20L153 19ZM174 18H173V19H174ZM201 18H202L203 20H202ZM222 18H221V19H222ZM261 18H260V19H261ZM2 19H3V20H6L5 24H6L7 27L4 26L5 24L2 25V26H4L5 30H4V28L1 26V23L3 24ZM8 19H9V18H8ZM29 19H28V20H29ZM106 19H107V16H106ZM108 19H109V17H108ZM145 19H144V20H145ZM159 19H160V18H159ZM182 19H183V18H182ZM200 19H201V20H200ZM217 19L219 20V18H217ZM217 19H215V20H217ZM142 20H143V19H142ZM144 20H143V21H144ZM146 20H148V19H146ZM146 20H145V21H146ZM149 20H150V19H149ZM160 20H161V19H160ZM174 20H176V19H174ZM1 21H2V22H1ZM15 21H18V24H17ZM143 21H142V22H143ZM162 21H163V20H162ZM170 21H171V17H170ZM250 21H251V23H250ZM8 22H7V23H8ZM90 22H92V21H90ZM112 22H113V23H112ZM139 22H141V19H140ZM148 22H147V23H148ZM158 22H160V25L162 26L161 21H158ZM163 22H164V21H163ZM171 22H172V21H171ZM171 22H170V23H171ZM173 22H174V21H173ZM173 22H172V23H173ZM178 22H179V21H178ZM180 22H181V20H180ZM202 22H203V25H205V26H203V25L201 24ZM221 22H222V20H221ZM221 22H220L219 24H223V23H221ZM262 22H263V21H262ZM11 23H13V22H11ZM34 23H35V22H34ZM62 23H63V21H62ZM111 23H112L113 25H112ZM143 23H144V25H145V26H144V28H145L147 23H146V22H143ZM172 23H171V24H172ZM185 23H186V22H185ZM187 23H189V22H187ZM191 23H192V21H191ZM191 23H189V24H191ZM205 23H208V21L205 22ZM249 23H250V25H249ZM259 23H260V24H263V23H261V22H259ZM259 23L256 24V26H259V25H260ZM51 24L54 26V27L52 28V30H51V27H50ZM60 24H61L63 27H62ZM114 24H115V26H114ZM137 24H139L138 27L141 28V29L139 28V30H142L143 25L140 24V23H137ZM137 24H136V25H137ZM150 24H151V23H150ZM152 24H153V23H152ZM154 24H153V25H154ZM164 24H165V23H163V25H164ZM166 24H168V23H166ZM171 24H168V25H169L168 28H167V27H166V29L164 28L165 31H163L164 29H163V30H162V29L160 30L159 33H162V36L160 35L161 38H162L163 36H165V35H163V32H166L167 29H168V31H167V36L169 35L168 32L173 33V32L176 31V30H174L175 27H174L173 25H171ZM176 24H177V22H176ZM178 24H179V23H178ZM178 24H177V25H178ZM28 25H29V27H28ZM30 25H31V26H30ZM75 25H77V24H75ZM75 25H74V26H75ZM105 25H106L107 27H106ZM141 25H142V26H141ZM158 25H159V24H158ZM160 25H159V26H160ZM170 25H171V26H170ZM182 25H183V24H182ZM186 25H187V24H185L184 27H186ZM216 25H217V24H216ZM216 25H215V26H216ZM248 25H249V27H248ZM8 26H10V27L8 28ZM35 26H37V25H35ZM60 26L63 28V30H61L62 28L60 29ZM67 26H66V27H67ZM113 26H114V27H113ZM150 26H151V25H150ZM150 26H148V24H147V27H146V28L149 29L148 27H150ZM164 26H165V25H164ZM172 26H173L174 28H173ZM175 26H176V25H175ZM223 26H224V25H223ZM223 26H222V27H223ZM225 26L223 27V29L225 28ZM228 26H227L226 28H228ZM250 26H251L252 28H251ZM253 26H254V28L256 29L255 25H253ZM261 26H262V25H260V28H263V29H264V27H263V26L261 27ZM87 27H86V28H87ZM94 27H95V26H94ZM132 27H133V28H136L135 26H132ZM220 27H221V26H220ZM220 27H219V28H220ZM247 27H248V28H247ZM31 28H33V27H31ZM34 28H35V27H34ZM74 28H75V27H74ZM146 28H145V32H147ZM150 28H154V29L157 30V28L154 27V26H153V27L151 26ZM171 28H173V30H172ZM182 28H183V27H182ZM249 28H251V29L249 30ZM76 29H75V30H76ZM93 29H95V28H93ZM93 29H92V30H93ZM96 29H95V30H96ZM170 29H171L173 32H172ZM175 29H176V28H175ZM177 29H179V28L177 27ZM220 29H221V28H220ZM223 29L221 30V32L223 31ZM263 29H262V30H263ZM50 30H51V34H54V33H55V34L53 35V38H52V36L50 35ZM53 30L55 31L54 33H52ZM65 30H66V29H65ZM143 30H144V29H143ZM150 30H151V29H149V31H150ZM152 30H153V29H152ZM156 30H153V34L155 33L154 31H156ZM105 31H106V30H105ZM111 31H110V29L107 30V32H110V33H108V36H107L105 39L108 40V41H107L108 44H109V42H111V44H114V43H115V45H116V43H118V42L115 41V42L112 43V40H111V39L115 40V37H113L112 35H109V34H111ZM134 31H135V30H134ZM149 31H148V32H149ZM157 31H158V30H157ZM162 31H163V32H162ZM182 31H183V30H182ZM189 31H191V29L187 30V33H188ZM263 31H264V30H263ZM263 31H261L262 34L264 33ZM76 32H77V33H76ZM131 32H132V31H131ZM145 32H144V35L146 34ZM151 32H152V31H151ZM195 32H196V33H195ZM203 32H204V34H206V35H208V34H213V35H212V37H213L212 40H213V41L211 40V43H212V44L210 43V46H212V45L214 44V47H213L214 57L211 56V55H213V54H211V53L209 54V52H210L209 50H210L211 47L209 48V50L206 48V47L208 46L209 43H207V44H206L207 46H206L205 44L203 45V43L201 42V41H203V40L200 38V36H203ZM211 32H212V33H211ZM226 32H228V31H226ZM32 33H33V34H32ZM35 33H36V32H35ZM70 33H72V34H70ZM96 33H97V34H96ZM133 33H134V32H133ZM156 33H157L156 35H159L158 32H156ZM171 33H170V34H171ZM181 33L183 34V32H181ZM189 33H190V32H189ZM261 33H260V35H261ZM5 34H4V36H5ZM77 34H79V35H77ZM84 34H83V35H84ZM86 34H85V35H86ZM103 34H104V33H103ZM103 34H102V35H103ZM105 34L107 35L106 32H105ZM173 34H178V35H179V33H178L177 31H176V33H173ZM173 34H172V35H173ZM182 34H181V36L185 37V36H184L185 34H184V35H182ZM190 34H192V33H190ZM221 34H222V33H221ZM223 34H224V32H223ZM223 34H222V35H223ZM255 34H257L258 36H255ZM102 35H101V36H102ZM106 35H103V36L105 37ZM147 35H149V34L147 33ZM227 35H228V34H227ZM86 36H87V35H86ZM86 36H85V37H86ZM109 36H110V37L112 36V38H111V39H110V38L108 39ZM118 36L116 37V39H118ZM145 36H146V35H145ZM160 36H156V39H157V37L159 38ZM167 36H166V38H164V37H163V38L167 40V39H169V38L171 37V36H169V37L167 38ZM186 36H189V35H186ZM190 36H192V35H190ZM208 36H209V35H208ZM262 36L264 37V34H263ZM37 37H38V38H37ZM76 37H75V39H76ZM88 37L85 39L84 36H82L83 41L81 40L82 38H81V39H80V38H77V40L80 39L79 42H80V41H81V42H80V43L76 42L77 47H78L79 44H81L79 47H81L82 50H81V48H79V47H78V48H79V49H80L85 55L82 54V53L79 54L78 51H77V48H76V47H75V48L73 47V46H76V44H75L74 42L77 41V40H75V39L73 38V40H72V43H73V44L70 45L71 42L69 43V45L71 46V48H70V46L68 45V46H69L68 48H70V51L68 50L69 52L66 53V55H63V56H62V57H63V60H66L68 57L71 58V60L68 59V60H70V62H73V60H74L75 65H73V63H69V64H72V68L75 67V69H73L74 71L72 70V72H75V71L77 72V81H78V78H80L81 76L84 77V76L82 75V73L80 72V71H82V69L84 70L83 72H87V71H88L87 74H88V73H89V74L91 73V77H92L91 79H93L94 81H96V82H93V83H94L93 86L97 87V89L99 88L98 90H96L95 87L91 86V89H92V87H93L94 92L97 91V93H98L99 90H100V92H101L102 89L105 90V88L107 87V84H106V86H105V83H104V84H103V83L100 84V83H99V82H101V81H100V78H98L99 81H98V79L96 78V77H100V76H99V75L96 76V75H97L98 73H101V70H102V71H106V70L108 71V69L110 68V66L114 65V64L117 63L118 61H119L118 63H119L120 65H119V64H115V65H114V66H115V67H114L115 69H116V67L119 65L118 67H120V68H118V69H119V70L122 69V70H123V71L121 70L122 73H125V72L127 73L128 71H130L129 68H130V67H131V68L133 67L132 69L134 70V71H133L134 73H133L132 75H133V76H134V75L136 76V75L138 74L139 71L135 72V68H136V67H135V64H134V63L132 64L131 62H132V61H135L136 58H139V59L142 58V59H144V57L146 56V55H144L145 52H143V53H144V54H143L144 57H142V56H140V54H139L140 52L137 50V51H138L137 54L140 56V57H138V55H136V52H137V51H135L134 54H135V57H136V58L134 59V58H133L134 56H132V57H131V58H133V60H132V59L130 58V56H129V58L131 59V61H129V60L124 59L125 57H124L123 55H125V54H122V55L120 56V54H118V50H116V53L113 52V51H114V47H113V45H110V44H109V45H106V42L104 43L105 40H103V39H102L103 41L101 40V38H104V37H101V38L96 37L97 39H96V38H95V39H96V49H97V50L94 49V50H96L95 53H96L97 51L99 52V54L97 53V54H98L97 57H98V56L100 57V56L102 55V56L100 57L101 60H102V57H103V59H104V57H106L107 60L104 59V61H106V62L109 64V67H108V68H107L108 65H107L106 67L103 68L102 65H101V62H102V61L100 62V59H99V58L96 60V58H95L96 55H95V53L93 52V49H90V48H89L90 45L87 46V47H88L87 50L89 49L88 51H90V52L92 53L91 55H90V53H89V56H86L87 53H88L87 50H86L87 53H86L85 51H83V50H85L84 48H86L85 45H88V43H89V41H88ZM139 37H140V39H139ZM173 37H174V36H173ZM2 38H3V37H2ZM35 38H37V40H35ZM43 38H44V39H43ZM67 38H69V39H67ZM147 38H149V39H151V38L155 39L153 36H152L151 38H150V37H147ZM147 38H145V39H147ZM161 38H160V41H159V39H157V43H158V41H159V44H158L157 46H159L162 42H165V41H166V40H165V41H161V40H162ZM206 38H207V37H206ZM206 38H205V39H206ZM229 38H230V37H229ZM4 39H7V38H4ZM17 39H18V40L22 39L24 42H22V41H18ZM38 39H39V41H38ZM84 39L88 41V42H86L87 44H85ZM90 39H89V40H90ZM95 39H92V40L94 41ZM119 39H118V41H119ZM133 39H135V38H132V40H133ZM149 39H148L147 41H149ZM156 39L154 40L155 42H153V43H155V44H156ZM172 39H173L174 41H177L175 37L172 38ZM183 39L186 40V38H183ZM183 39H182V40H183ZM203 39H204V38H203ZM230 39H232V38H230ZM0 40H2V39H0ZM74 40H75V41H74ZM109 40H110V41H109ZM173 40H172V41H173ZM263 40H264V39H263ZM2 41H3V40H2ZM2 41H1V42H2ZM35 41H36V44H38V42H39V45L42 46L41 49L43 48L42 50H37V49H36L37 45H35V46H36L35 49H36L37 51H39V52L41 51L40 53H39V52H38V53L41 55V57H42L43 59H42V58L40 59V56L35 52V49H33V45L35 44ZM55 41H57V40H55ZM59 41H58V42H59ZM64 41H65V42H64ZM90 41H91V40H90ZM141 41H142V40H141ZM143 41H144V40H143ZM145 41H146V40H145ZM150 41H151V40H150ZM180 41H181V40H180ZM204 41H205V40H204ZM260 41H261V42H260ZM1 42H0V44H1ZM3 42H5V41H3ZM3 42H2V43H3ZM20 42H21V43H20ZM33 42H34V44L32 45ZM40 42H41V43H40ZM82 42H83V44H82ZM94 42H95V41H94ZM119 42L121 43V41H119ZM160 42H161V43H160ZM166 42H167V41H166ZM166 42H165V44L168 46V45H169L168 42H171V41L168 40V42H167V43H166ZM177 42H179V41H177ZM181 42H182V41H181ZM181 42H179V45H178V43H177V46H178L180 49H178V47H177V50H174L175 52L178 51V50L180 51V52H179V53H180L179 60H177V58H176V59H174L173 62L176 64L175 60H177V64H176V65L179 66L178 61H180L181 63H180V62H179V63L182 65V66H181V65H180V66H181L182 68L184 67L183 69L185 70V66H186V65H185V63H183V62H185L184 60L187 58L188 53H187V51H186V52H185V53L187 54V55H186V54L183 52V51H185V50H183V49H185L190 43L187 44V43H181ZM184 42H186V41H184ZM205 42H206V41H205ZM90 43H93V42H90ZM120 43H118V44H120ZM144 43H145L146 45L148 44V43H146V42H144ZM171 43L174 44L175 42H171ZM118 44H117V45H118ZM140 44L142 45L141 48L144 49V47H143V43H140V41H139V45H140ZM145 44H144V45H145ZM150 44H151V43H150ZM155 44H153V45L155 46ZM165 44L163 43V44H161L160 46H163V45H165ZM184 44H187V46L185 45V46H186L185 48H183V47H184V46H183ZM236 44H235V47H234L235 49H236ZM10 45H11V44H10ZM10 45H9V46H10ZM15 45H14L13 47H15ZM21 45H22V44H21ZM43 45H44V47H43ZM82 45H84V48H83ZM91 45H92V44H91ZM94 45H95V43H94ZM94 45H92L91 48H95ZM115 45H114V46H115ZM255 45H256V46H255ZM260 45H262V46H260ZM1 46H2V45H1ZM1 46H0V47H1ZM63 46L60 45L59 47H63ZM110 46L113 47V48H111L112 50L109 49ZM131 46L134 47V48L131 49V48H132ZM154 46H153V47H154ZM167 46H166L167 50H170V51H166V50H165L166 48H165V49L163 48V47H165V46L160 47V48H157V50H159V49L161 50V53H160V50H159V53L162 54L163 57H166V56L163 55L162 50H163V51L165 50V51L168 52V54H170V55H171V54L173 55V54L175 53L173 50H171V48L173 49L174 45H173V46H172V45L169 46L170 48L167 47ZM189 46H190V47H187V48H191V47H192L191 44H190ZM193 46H194V45H193ZM205 46H206V47H205ZM2 47H3V46H2ZM11 47H12V46H11ZM13 47H12V49H13ZM54 47H55V49L58 51V54L56 53L57 51L54 49ZM72 47H73V48H72ZM148 47H150V46H147V48H148ZM151 47H152V45H151ZM151 47H150V48H151ZM238 47H237V48H238ZM252 47H253V45L251 46V48H252ZM258 47H259V48H258ZM5 48H6V47H5ZM5 48H4V49H5ZM115 48L118 49L117 47H115ZM119 48H120V47H119ZM139 48H140V47H139ZM150 48H149V49H150ZM168 48H169V49H168ZM187 48H186V50H187ZM194 48H195V47H194ZM194 48H192V49H190V50H195ZM230 48H229V49H230ZM251 48H250L249 50H252ZM254 48H253V50H254ZM256 48H255V49H256ZM7 49L9 50L10 48H6V50H7ZM61 49H63V48H61ZM142 49H141V50H142ZM151 49H152V48H151ZM155 49H156V48H154V50H155ZM257 49H256V51H257ZM2 50H3V48H2ZM20 50H21V49H20ZM20 50H19V51H20ZM91 50H92V51H91ZM145 50H146V47H145ZM145 50H144V51H145ZM154 50H153V51H154ZM188 50H189V49H188ZM190 50H189V53L191 52ZM253 50H252V51H253ZM261 50H264V49H259V50L257 51V54L260 52L259 54L261 55V52H263V51H261ZM3 51H4V50H3ZM14 51H15V53H11L10 55H9V53H8V56H9V58H10V59H9V58H8V59H9V60L12 59V60H11L12 62H13L14 60H15V61H18V60H17V58H18V56H17V55H18V54H17L18 51H17V53H16V50H15V49H14ZM23 51H21V52L24 54ZM45 51H46V52H45ZM81 51H80V52H81ZM111 51H112V52H111ZM126 51H128V52H126ZM147 51H148V50H147ZM149 51H150V50H149ZM153 51H152V53H153ZM171 51L174 52V53H172ZM196 51H195V54H196V55L198 54V55L200 56V54H199V53H196ZM211 51H212V49H211ZM228 51L230 52V50H228ZM228 51H227V53H228ZM236 51H237L238 53H237ZM236 51L234 50L233 53L236 52L237 55H238V54H241V53L239 52V50L236 49ZM246 51H247V52H246ZM252 51H250V53H251ZM256 51H254V52H256ZM1 52H2V51H0V53H1ZM7 52H8V51H7ZM11 52H13V51L11 50ZM21 52H20V54H21ZM119 52H121V50H120ZM122 52H121V53H122ZM166 52H164V53H166ZM169 52H170V53H169ZM213 52H212V53H213ZM2 53H6V52L4 51V52H2ZM69 53H70V56H69ZM129 53H130V54H129ZM150 53H151V52H150ZM150 53H149V54H150ZM154 53H156V55H157V51H156V52L154 51ZM159 53H158V54H159ZM193 53H194V51H193ZM193 53H191V54H193ZM230 53L233 54L232 52H230ZM236 53H235V54H236ZM6 54H7V53H6ZM6 54H5V56L8 57ZM42 54H43V53H42ZM81 54H82V57L86 56V58L88 57L89 60H91V59L94 58V59H95V60L93 59L94 62L99 61L98 64L96 63V64H97V67H96V65L93 64V60L90 61V62H92V66H95V67H93V68H92L90 65L87 66V65L85 64V62H84V65H82V64H81V61L83 62L84 60H87V61H89V60L86 59V58H85V59L82 58V57H81ZM93 54L95 55V57L92 56ZM149 54L147 53V56H148ZM183 54H185L186 57H184ZM191 54H190V55H191ZM262 54H264V53H262ZM1 55H2V54H0V56H1ZM21 55H22V54H21ZM60 55H61V54H60ZM83 55H84V56H83ZM150 55H152V54H150ZM150 55H149V57H150ZM153 55H154V54H153ZM153 55H152V56H153ZM156 55H155V56H156ZM166 55H167V53H166ZM170 55H169V56H170ZM175 55L178 57L177 53H176ZM65 56H66V57L68 56V57H67L66 59H64ZM91 56H92L93 58H91ZM162 56H160V57H162ZM193 56H194V54H193ZM193 56L191 55L190 58H193ZM199 56H198V57H199ZM226 56H228V54H227ZM226 56H225V57H226ZM231 56H232V55H231ZM261 56H262V55H261ZM261 56H260V57H261ZM20 57H21V56H20ZM123 57H124V58H123ZM163 57H162V58H163ZM170 57H171V56H170ZM173 57H174V55H173ZM173 57H171V59H170V58L167 59V58H168V55H167V57H166V63L164 62L165 60L161 61L162 58L160 59V58H159V55H157V60H156V57H155V58H152V57H151L152 60H150V58H148V57H147V58L149 59L150 62H151V61L153 62L154 59H155L157 62H159V61H158V58H159L160 61H161L160 63H162V64L160 65L161 68H164V71H167V70H165V69H167V68H165V67H166L167 65H169L170 68L168 67V68H169L168 70H170V71L172 70L171 72L173 73V74H172L171 72L167 71V73L165 72V74H168V76H169L170 74H172L173 76H176V77L178 78V76L176 75V73L178 74V72H179V73L181 72V71L177 70V69H179L180 66L177 68V66L174 65V66H176V68H177V69L175 68V69L177 70V72H176V71L174 70V66H173L174 63H173V64H170V63L172 62L171 60L173 59ZM188 57H189V56H188ZM215 57H216L217 59H218V58H219V59L217 60ZM225 57H224V60H225ZM236 57H237V56H236ZM254 57L256 58V59L254 58L256 61L261 59L258 55H257V57H256V56H254ZM258 57H259L260 59H259ZM90 58H91V59H90ZM126 58H128V56H126ZM147 58L145 57V62H144V60H141V61H140L139 59H137V60H139L138 62H142L143 64H142V63H140V64H142V66H144V67H141V66L139 67V65H138V70H140L139 68H142V70L144 69V71H145V69H146V70H147V69L149 70V68L146 67V64H147V66L149 67V65H152L153 63L150 64V62H148ZM174 58H175V57H174ZM209 58H211V60H210ZM212 58H215L216 61H215V59L212 60ZM226 58H227V57H226ZM232 58H233V56H232ZM238 58L241 59V56H238L237 59H238ZM243 58H242V59H243ZM262 58H263V56H262ZM1 59H2V56H1ZM1 59H0V60H1ZM4 59L7 61V59H6L5 57H4ZM4 59H3V60H4ZM18 59H19V62H20V58H18ZM61 59H62V58H61ZM82 59H84V60H82ZM188 59H189V58H188ZM200 59H202V58L200 57ZM200 59H199V60H200ZM205 59H203V61H205V63H206V60H205ZM222 59H223V57H222ZM222 59H221L220 61H222V62L224 63V66H221V63H222V62L219 63L220 61L217 62V63L219 64L218 66H221V67L226 68V69H227V67H228V69H229V66H230V65H231V67H233V63L230 64L229 62H226V63H227V64L229 63L230 65L227 66V67H225V66H226V65H225L226 63H225ZM235 59H236V58H235ZM237 59H236V60H237ZM263 59H264V58H263ZM3 60H2V61H3ZM155 60H154V62H156ZM190 60L193 61V62L195 63V60L189 59L188 61H190ZM231 60H232V59H231ZM244 60H243V61H244ZM246 60H247V61H246ZM252 60H253V59H252ZM252 60L250 61L251 64H252L251 66L248 65L249 62L247 63V67H248V68L252 67L253 64H254V63H252V62H254L255 60H254V61H252ZM261 60H262V59H261ZM15 61H14V62H15ZM87 61H86V63H87ZM104 61H103V63H106V62H104ZM146 61H147V63H146ZM188 61H187V59H186V62H187V63H186V64H187L186 69H187L188 67H191V66H188V65H190V64H189L190 62H188ZM201 61H202V60H201ZM232 61H235V60H232ZM237 61H239V59H238ZM237 61H235V62H237ZM256 61H255V62H256ZM0 62H1V61H0ZM7 62H8V61H7ZM22 62H23V60H22ZM22 62H21V63H22ZM64 62H65V61H64ZM66 62H67V61H66ZM68 62H69V61H68ZM68 62H67V63H68ZM90 62H89V63H90ZM135 62H136V61H135ZM197 62H198V65H199V62H200V61H197ZM197 62H196V64H197ZM230 62H231V61H230ZM239 62H240V61H239ZM257 62H261V61H257ZM257 62H256V64H257ZM263 62H264V61H263ZM48 63H49V64H48ZM89 63H88V64H89ZM99 63H100V64H99ZM103 63H102V64H103ZM107 63H106V64H107ZM130 63H131V65H130ZM160 63H159V64H160ZM163 63H164V64H163ZM202 63H203V62H202ZM202 63H200V65H202ZM209 63H206V65H208ZM217 63H215V64L217 65ZM223 63H222V64H223ZM241 63H242V62H241ZM241 63H240V64H241ZM243 63H244V62H243ZM245 63H244V64H245ZM1 64H2V62H1ZM1 64H0V65H1ZM4 64H7V66H9L8 63H6V62H5ZM9 64H10V62H9ZM15 64H17V66H18V63H17V62H16ZM63 64H64V63H63ZM90 64H91V63H90ZM137 64H138V63H137ZM137 64H136V65H137ZM148 64H149V65H148ZM156 64H158V63H156ZM156 64H153L155 68H156ZM159 64H158V65H159ZM196 64H192V65L196 66L195 69L198 68V66H197ZM212 64L216 67V65H215L214 63H212ZM249 64H250V63H249ZM10 65H11V64H10ZM116 65H117V66H116ZM132 65H134V66H132ZM170 65L173 67L172 69H171V66H170ZM184 65H185V66H184ZM209 65H210V64H209ZM238 65H239V64H238ZM254 65H255V64H254ZM257 65H259V64H257ZM257 65H255V67H252L251 70H253V69L256 70V67H258ZM263 65H264V64H263ZM263 65H260L259 67H261V66H263ZM2 66H4V65L2 64ZM13 66H14V63H13ZM19 66H20V64H19ZM19 66H18V67H19ZM22 66H23V65H21V67H22ZM82 66H83V67H82ZM86 66H87V67H86ZM98 66H101V70H100V68H98ZM103 66H105V65L103 64ZM162 66H165V67H162ZM194 66H193V68H194ZM203 66H205V64H204ZM236 66H237V65H236ZM236 66H235V68H236ZM241 66H242V64L240 65V67H241ZM245 66H246V65H245ZM21 67H20V70H21ZM40 67H41V68H40ZM65 67H66V66H65ZM90 67H91V68H90ZM128 67H129V68H128ZM134 67H135V68H134ZM145 67H146V68H145ZM210 67H212V66L210 65ZM210 67H209V68H210ZM215 67H214L213 69L219 71V72H215V71L213 70L214 73L216 74L215 77H216V76L218 77L217 73L223 74V73H222L223 70H225L224 75H227V74H225V73H227L226 71H227L228 69L226 70V69H223V68H222V72H220V71H221V70H220L221 68L216 69ZM237 67L239 68V66H237ZM242 67H243V66H242ZM247 67H246V68H247ZM0 68H1V67H0ZM6 68H8V67H6ZM6 68H5V69H6ZM11 68L14 69V71H15V68H17V67L13 68V67H10V66H9L8 69H11ZM23 68H22V69H23ZM86 68H87V71H86ZM88 68H89V69H92V70L96 68L94 71H96L95 73H97V74L95 75V73L93 72L94 75L92 76V72H90V71H92V70H89ZM102 68H103V69L106 68V69L103 70ZM114 68H111V71H113L112 69H114ZM131 68H130V69H131ZM150 68H151V66H150ZM161 68H159V70H160V71H163V69H161ZM204 68H208V67L206 66V67H204ZM209 68H208V70H209ZM217 68H218V67H217ZM235 68H233V69L231 68V69H232L231 71H233V70H237V69H235ZM2 69H3V67H2ZM39 69H42V71L39 72ZM57 69H59L58 72L61 71V72H59L58 74L55 72V70L57 71ZM98 69L100 70L99 72H97ZM156 69H157V68H156ZM191 69H192V68H191ZM200 69H201V68H200ZM200 69H199V68H198V70L196 69V70L198 71L197 74H199V75H200V73H199ZM210 69H212V68H210ZM240 69H241V68H240ZM18 70H19V69H18ZM18 70H17V72H18ZM20 70H19V71H20ZM119 70H118V71H119ZM148 70H147V71H148ZM151 70H152V69H151ZM154 70H155V69H154ZM188 70L191 71V72H192V70L195 71L194 69H192V70L188 69ZM188 70H187V71H188ZM205 70H206V69H205ZM205 70H203V71H205ZM208 70H206V72H207ZM244 70H245V69H244ZM244 70H243V71H244ZM2 71H3V70H2ZM2 71H1L0 73H4V71H3V72H2ZM5 71H6V70H5ZM24 71L22 70V73H23V74H24ZM67 71H68V70H67ZM111 71H110V73H112ZM131 71H132V70H131ZM144 71H142V73H143ZM149 71H150V70H149ZM155 71H156V70H155ZM155 71H154V72H155ZM160 71H157V72L160 74L161 77H163L164 74L161 75ZM164 71H163V72H164ZM174 71H175V72H174ZM203 71H202V73H203ZM211 71H212V70H211ZM213 71H212V73H213ZM259 71H260V69H259ZM8 72H9V71H8ZM12 72H13V70H12ZM76 72H75V73H76ZM79 72H80L81 76L78 75ZM119 72H120V71H119ZM119 72H118V74H119L118 77H119V78L116 77L117 74H114L115 76L113 75V76L115 77L114 80H116V78H118V81H119V79H120V75H121V73H119ZM168 72H169L170 74H169ZM182 72L184 73V72H186V70H185V71H182ZM191 72H190V73H191ZM200 72H201V71H200ZM206 72H204V73H206ZM209 72H210V71H209ZM209 72H207V74H203L204 76L201 74L203 77L201 76V77H198V78H199V79H200V78H204L205 75H206V77H207V75H208ZM254 72H255V71H254ZM10 73H11V70H10V72H9L8 74H10ZM22 73H21V71H20V74H22ZM75 73H74V74H75ZM103 73H104V75H103L104 78H105V76L107 77L108 74L105 75V72H103ZM107 73H109V72H107ZM148 73H149V72H148ZM174 73H175V75H174ZM183 73H182V74H183ZM190 73L188 72V74H190ZM212 73L210 72L209 75L212 74ZM245 73H246V72H245ZM6 74H7V73H6ZM6 74H4V75H5V78H6V76H7ZM12 74H13V75L15 74L16 76H14V78L16 77L15 79H17V74H16V72H15V73L13 72ZM23 74H22V76H25V78L23 77V80H24V82L26 81L25 84L28 85L29 80L26 78L27 75H23ZM41 74H43V73H41ZM72 74H73V73H72ZM87 74L85 73V76H86ZM89 74L87 75V78H88V76H89V78H90V75H89ZM112 74H113V73H112ZM143 74H144V75H147V74H146V71H145ZM150 74H151V76L154 75V73L152 74L151 71H150ZM182 74H178V75L182 76ZM184 74H185V73H184ZM0 75H1V74H0ZM10 75H11V74H10ZM51 75H52V78L50 77ZM128 75H129V74H128ZM128 75H127L125 78L123 77V78L125 79V81H126V78H127V77L130 78V79L133 78L132 76H131L132 78L129 77L131 74H130L129 76H128ZM140 75H141V70H140V74H139V76H136V77H137V78H140V80H141V82H142V77H141ZM155 75H156V77H157V73H156V72H155ZM172 75H170V76H172ZM186 75H187V72H186ZM186 75H185V76H186ZM192 75H193V76H192ZM195 75H196V73H195ZM195 75H194V74H191L192 78H190V82L194 81V79H195V81L198 79V78H196L197 75H196V77H194ZM209 75H208L207 78L212 79V81H211V80L209 81V79L206 80L207 78H205V79H204L205 81H209V82L206 83V84H210L211 82L213 83V81H214V78L211 77V75H210V76H209ZM1 76H2V75H1ZM71 76H74V75H71ZM71 76H70V77H71ZM75 76H76V75H75ZM78 76H79V77H78ZM95 76H96V77H95ZM111 76H112V75H111ZM111 76L108 77L107 79H110V80H111V79L113 78V77H111ZM148 76H149V74H148ZM165 76H166V75H165ZM191 76H190V77H191ZM213 76H214V75H213ZM219 76H220V75H219ZM228 76H229V75H228ZM42 77H43V76H42ZM47 77H46V78H47ZM67 77H66V78L63 77V79L65 78V79L67 80V79H68ZM70 77H69V78H70ZM93 77H94V78H93ZM153 77H155V76H153ZM166 77H167V76H166ZM176 77H174V78L176 79ZM182 77H184V75H183ZM193 77H194V79H193ZM221 77H222V76H220V78H219L220 81H222L221 79H222L224 76H223L222 78H221ZM225 77H226V76H225ZM225 77H224V78H225ZM9 78H10V77H9ZM9 78H8V79H9ZM12 78H13V77H12V75H11L10 80H11ZM21 78H22V77H21ZM21 78H18V79H21ZM28 78H29V77H28ZM48 78H47V80H48ZM56 78H57V81H56ZM72 78H74V77H72ZM72 78H70V79H72ZM84 78H85V77H84ZM95 78H96L97 80H96ZM128 78H127V80H129ZM147 78H148V77H147ZM147 78L144 77L143 79H146V80H147ZM168 78H170V77H168ZM171 78H172V77H171ZM171 78H170V82H171L172 84L169 82V79L166 80V81L169 83V85H167V82H166V81H164V82H162V83H165V82H166L165 84L167 85V87L169 86V87H171V89L175 88L174 90H177L178 87H179L178 84L181 83V82L183 83V81L181 80L178 84H175V82H172V79H171ZM180 78H181V77H180ZM188 78H189V77H188ZM6 79H7V78H6ZM26 79H27L28 81H27ZM44 79H45V78H43V80H44ZM70 79H69L67 82L69 83L68 86H71V87H72V86H74V85H72V82H73V81H71V85H70ZM75 79H76V77H75ZM80 79H81V78H80ZM80 79H79V80H80ZM91 79H90V80H91ZM124 79H123V80H124ZM158 79H159V77H158ZM163 79H164V78H163ZM163 79H162V80H163ZM165 79H166V78H165ZM185 79H186V77H185ZM217 79H218V78L215 79V82L217 81ZM231 79H235L234 76H233ZM231 79H230V80H231ZM43 80L41 81V82H42V85H43V82L45 81V80H44V81H43ZM47 80H46V81H47ZM50 80H48V82H49ZM73 80H74V79H73ZM104 80H105V79H104ZM110 80H108V81H110ZM140 80H139V82H140ZM148 80L150 81L149 78H148ZM152 80H153V79H152ZM159 80H161V78H160ZM159 80H157V81L159 82ZM162 80H161V81H162ZM178 80H180V79H178ZM187 80H189V79H186V80L184 81L185 84L188 83L187 86H193V85L195 84V83L193 82V83H194L193 85H191L192 83L189 85L190 82L187 81ZM191 80H192V81H191ZM2 81H3V78L0 79V82L2 83V85H4V82H2ZM12 81H13V79H12ZM14 81H15V80H14ZM14 81H13V82H14ZM16 81H17V80H16ZM19 81H20V80H19ZM19 81H18V82H19ZM31 81H30V82H31ZM46 81L44 82L45 84L48 83V82H46ZM97 81H98V84H100V87H101V85L103 84V88L100 89V87H98L97 84L95 85V83H97ZM112 81H113V80H111L110 83H111ZM116 81H117V80H116ZM116 81H113L114 83L112 82L113 85L116 84V83H115ZM118 81H117V82H118ZM125 81H123L124 84H125V85L123 84L124 87L126 86V83L129 84L130 87H132V85H130L131 83H129V82H125ZM135 81H137V80H135ZM161 81H160V82H161ZM175 81H176V80H175ZM201 81H202V79H201ZM201 81H197V82H198V85H199V82H201ZM224 81L226 82V80H224ZM234 81H235V80H234ZM8 82H9V81H8ZM22 82H23V81H22ZM37 82H36V83H37ZM51 82H50V84H51ZM83 82H84V81H83ZM102 82H104V81H102ZM139 82H137V83L135 82V83L138 84ZM147 82H148V81H146V83H147ZM150 82H151V81H150ZM150 82H148V83H149V87L151 86L150 84H152L153 86H154V85H157L156 83L153 84V82H152V83H150ZM155 82H156V81H155ZM203 82H204V81H203ZM215 82H214V84H215L214 87L216 88L217 85H216ZM1 83H0V87H1ZM15 83H16V82H15ZM19 83H20V82H19ZM32 83H31V84H32ZM68 83H67V84H68ZM79 83H80V82H79ZM110 83H108V84L111 86L112 83H111V84H110ZM133 83H134V82L132 81V84H133ZM143 83H144V82H143ZM176 83H177V81H176ZM182 83L180 84V88H181L182 91H185L184 89H187L188 87H187V86H183L184 88L181 87ZM223 83H224V82H223ZM231 83H232V82H231ZM234 83H235V82H234ZM11 84H12V83H11ZM31 84L29 83V85H31ZM48 84H49V83H48ZM48 84H47V85H48ZM81 84H82V82H81ZM91 84H92V82H91ZM119 84H120V83H119ZM141 84H142V83H141ZM158 84H159V83H158ZM165 84H164V85H165ZM185 84H183V85H185ZM200 84H201V83H200ZM202 84H204V83H202ZM214 84H213V85H214ZM225 84H226V83H224V85H225ZM5 85L8 87V84H5ZM14 85H15V84H13V86H14ZM17 85H18V83H16V86H17ZM39 85H40V84H39ZM52 85H50V86H52ZM82 85H83V84H82ZM84 85H85V83H84ZM116 85H117V84H116ZM120 85H121V84H120ZM133 85H134V84H133ZM144 85H145V84H144ZM147 85H148V84H147ZM159 85H160V84H159ZM170 85H171V86H170ZM195 85H197V84H195ZM198 85H197V86H198ZM211 85H212V84H211ZM213 85H212V86H213ZM218 85H219V84H218ZM10 86L13 88L12 85H10ZM19 86H21V85H19ZM19 86H18V88H19ZM56 86L53 85V87H54L55 89H56ZM104 86H105V88H104ZM127 86H128V85H127ZM138 86L141 87V86H140V83H139ZM162 86H163V85H162ZM176 86H178L177 89H176ZM204 86H205V85H204ZM206 86H208V85H206ZM206 86H205V88H206ZM212 86H210V87L212 88V90H209V91H208L209 87H207L208 89L206 88V90L208 91V92L206 91V94H207V93H210L212 96H214L213 94H216V92H218V90H217V91L213 90L214 88H213ZM47 87H49V86H47ZM71 87H68V88H71ZM75 87H77V85H75L74 88H73V89L71 88V89L74 91ZM80 87H81V85H80ZM113 87H115V86H112V88H113ZM133 87H135V86H133ZM133 87H132V88H133ZM144 87H145V89H146V86H144ZM147 87H148V86H147ZM151 87H152V86H151ZM151 87H150V89H153V87H152V88H151ZM155 87H156V89H158L157 86H155ZM155 87H154V88H155ZM186 87H187V88H186ZM194 87H196V86H194ZM219 87H220V86H219ZM1 88H2V87H1ZM26 88H27V87H26ZM50 88H51V87H50ZM60 88H61V87H59L58 89H60ZM62 88L65 89V91H69V89H68L67 87H66V88H67L68 90H67L65 87H62ZM83 88H84V87H83ZM83 88L81 87V89H83ZM107 88H108V87H107ZM117 88H119L118 85H117ZM117 88H116V90H115V89H114V90L117 91V90H118ZM132 88H131V90H134V91L137 90V89L135 90V89H132ZM199 88H200V87H199ZM211 88H210V89H211ZM217 88H218V87H217ZM217 88H216V89H217ZM226 88H227V87H226ZM7 89L10 90L11 88L9 89V87H8ZM78 89H80V88L78 87ZM85 89H86V88H84L82 91H84ZM128 89H130V88L128 87ZM128 89L126 88L125 93H127L128 91H129V92L131 91V90H128ZM145 89H144V90H145ZM150 89H149V91H150L149 94H150L151 91H152V90H150ZM160 89H161V88H160ZM165 89H166V88H165ZM165 89H163V91H164ZM169 89H170V88H169ZM169 89H168V90H169ZM195 89H196V88H195ZM218 89H219V88H218ZM76 90H77V88H76ZM86 90H87V89H86ZM86 90H85V91H86ZM89 90H90V88H89ZM111 90H112V89H111ZM111 90H110V91H111ZM114 90H113V91H114ZM119 90L121 91L122 89L120 88ZM140 90H141V89H140ZM144 90H143L142 92H144ZM147 90H148V89H147ZM179 90H180V89H179ZM187 90H188V89H187ZM196 90H199V89H196ZM196 90H193L194 94H195V92H197ZM222 90H223V89H222ZM15 91H16V90H15ZM18 91H19V90H18ZM23 91H24V89H23ZM77 91H78V90H77ZM85 91H84V92H85ZM110 91H109V92L106 91L107 93H109V94L106 93V94L108 95V96L106 95V97H107L108 99H109V95H111V92H110ZM134 91H133V92H134ZM137 91H139V90H137ZM153 91H154V93H156V90H155V89H153ZM165 91H166V90H165ZM169 91H170V90H169ZM211 91H212V92L214 91V93L212 94ZM219 91H220V90H219ZM102 92H103V91H102ZM122 92H124V91H121L120 94H123ZM131 92H132V91H131ZM131 92H130V93H131ZM139 92H140V91H139ZM147 92H148V91H147ZM176 92H178V90H177ZM193 92H192V93L190 92V95H191V94L193 95ZM199 92H200V90H199ZM17 93H19V92H17ZM91 93H93V90H92ZM97 93H96V94H97ZM103 93H105V91H104ZM103 93H102V94H103ZM115 93H116V92H115ZM125 93H124V94H125ZM144 93H145V92H144ZM152 93H153V92H152ZM186 93H189V92L187 91ZM219 93H220V92H219ZM219 93H217V94H219ZM117 94H119V93H117ZM132 94H133V93H132ZM135 94H137V93L134 92V95H135ZM138 94L140 95L141 93H138ZM138 94H137V95H138ZM142 94H143V93H142ZM142 94H141V97H143ZM146 94H148V93H146ZM162 94H163V92H162ZM172 94H173V93H172ZM181 94H182V93H181ZM210 94H209V95L207 94L208 97H212V96H210ZM227 94H228V93H227ZM98 95H99V94H98ZM112 95L114 96L115 94L112 93ZM126 95H127V94H126ZM152 95H155V94H152ZM152 95H151V97H152ZM158 95H159V96H162V95H160V94H158ZM163 95H164V94H163ZM165 95H166V94H165ZM175 95H177V94L175 93L174 96H175ZM184 95H185V94H184ZM184 95H183V96H184ZM188 95H189V94H188ZM192 95H191V96H192ZM219 95H220V94H219ZM32 96H33V95H32ZM32 96H31V97H32ZM121 96H122V95H121ZM130 96L132 97L131 94H130ZM144 96H145V94H144ZM148 96H149V95H148ZM155 96H156V95H155ZM168 96H169V98H168L169 100L167 99L166 96H165V97H166V98H165L166 100H165L164 98H162V97L158 98V99H159V103L162 101L161 103H162L163 105L166 104V106H167V104H169V102H170L171 104H174L175 107H176V106H178L177 103L180 105L179 102H180L181 100H183V99H184V102H185V98H186V97L182 98V96H181V98H180V96H179V94H178V96H179V98H180V101H178V100H179L178 96H175V97L178 98V100H177L176 98L174 99V97L171 96L170 93L168 94ZM186 96H187V95H186ZM200 96H201V95H200ZM14 97H15V96H14ZM100 97H101V96H100ZM102 97H103V96H102ZM117 97H118V95H116V98H117ZM131 97H130V98H131ZM133 97H134V96H133ZM138 97H140V96H138ZM138 97H137V98H138ZM170 97H173V98L170 99ZM193 97H194V96H193ZM215 97H216V96H215ZM217 97H218V96H217ZM20 98H21V97H20ZM20 98H19V99H17V98H10V99H8V98H7V99H8L9 101H11L12 103L5 104V103H7V102H5V103H4L5 105H3V104L0 103V117H1V118H3L2 115L5 114L4 112L6 111V109H7V110H8V109L11 110V111L9 112L10 114L12 113L11 116H10V114H7V115H5V117H4L3 119L5 120V118H6L8 115H9L10 117H12V119H13V122H12V123H13V126H12L13 128H12V130H14V131H13V133H14V137H12V138H10V139H5V138H6V135H4V134H3V135H4L5 138H3V137L0 135V170H1V165H4V166H6V167L9 169V172H10V169H12V172H13V170L16 168V169L21 170V171L23 172L22 174H24V175H26V176L28 175L27 163H31L30 161L32 160V157H36V156L38 157L39 155H38V152H37L38 149L35 150L36 152H33L34 149H35L34 146H36V148H37V145H33V144H31V145L29 146L28 142L26 141V138H25V139L22 138V135L25 134L26 132H25V133H24V132H21L22 130H21L20 125L23 126V127H24V126H27V121H26V120H25V121H26V125L23 124V122H24V121H23V118H25V117H24L25 115H24L23 113H22V114H23L24 116H23V115H22V116L20 115V114H21V113H20V110H22V108H24V109L27 108V110H28V109H31V110H33V112L38 111L37 113H40V114H42V113L44 114V113H45L44 115L47 116V117H48V115H50V113L52 112V113H51L52 117H53V116H57V119L60 118L59 116H64V117L66 116V118H67V116H68L69 114L66 115V113H71V112H73L74 114H75V113L78 114V116H80V114H81V116H84V117H85V118H84V117H82V118H84V119H86V120H87V118H88L89 120H91V117H87V116H91V115H92V116H95V117L98 119L99 122H100L99 117H103V118H104V117H106V118L109 117L111 120H112V118L114 119L115 124H116L115 117L119 118L118 120H121V119H124V118H126L127 116H129L128 118L130 119V116H131V115L125 113L126 111H124V110L127 109V110H132V111H140L139 113L136 112L138 115H136V114L134 115V114H133L134 116H139V118L141 119V120H138V121H137V120H136L137 118L135 117L136 119H134V120H136V121L134 122L135 124L132 125V126H135L136 129H138L137 127H139L140 130L142 129V127H143V129H144V125L148 124V123H147L148 121H147V122H145V121H146L147 118H149V116H152V117H150V119H151V118L153 119L154 116L157 117V118H161L162 116H164V117H165L164 119H166V118H167L166 120L169 119L168 121H170V120H171V122H172V121H176V124H177V123H180L182 127H181L179 124H177V126H178L180 129L182 128V129L184 130V131L181 130L182 132H184V134H185L186 131H188V132H190L191 130L193 131V129H194V131H196V130L199 131L198 128L196 129V127H198V126L200 127L201 125H202V127H203V124H205L203 120H202L203 122H200L201 120L198 121V119H197L198 122H197V121H194V120H196V119H194L193 117L190 116V115H192V114H194V113H185V112L183 111V112H184L186 115H188V116H181V117H180V116H177V117H176V116H168V115H167V114H169V113H170V114H171V113H177L178 111H174L175 109H174V110H163V109H162V110H163V111H162V110H157L156 108H154L155 110H153V109H151V107H150L149 109H146L147 107H146V108H145V107H144V108H141V107H142L141 105H140V107L138 106L139 108H135V107L133 106V104H132V107H134V108L131 109V108H126V106H125V108H124L123 105H122V107H120L119 104H118L119 106H117V105H116V106H115V105H114V106H113V105H112V106H98V104H97V105H94V104L92 105V103H90V104H88V103H87V104L84 103L83 105H80V106H82L83 108L80 107V109L77 108V110H76V109L74 110V109H72V107H73L72 105H75V102H72V103H70V102H66V101H65L66 99H65V100H64L65 102H64L63 100H61L62 102H60V101H59V102H58V101H57V102L52 101V102L57 103V104H59V105H61V106H60V107H54V108L52 109V111H50L52 107L50 108V107L47 106V105H46V106H42V105H38V104H37V103L41 104L42 102H43V103H44V102L47 103V101L45 100L46 98L44 99L43 97H41V98L44 99V100L42 99L43 101H42V100L40 101V99H41L40 97H35V100H34V99L31 100V98H30V100H27L26 98H25V99H20ZM36 98H38V100H36ZM118 98L120 99L121 97H118ZM122 98H123V99H126L125 97H122ZM143 98H144V100H145V97H143ZM148 98H149V97H148ZM152 98H153V97H152ZM155 98H157V97H155ZM155 98H154V99H155ZM194 98H195V97H194ZM212 98H213V97H212ZM47 99H48V98H47ZM114 99H115V98L113 97V100H114ZM139 99H140V98H139ZM188 99H190V98H186V102H187ZM200 99H201V98H200ZM115 100H116V99H115ZM126 100H127V99H126ZM140 100H141V99H140ZM142 100H143V99H142ZM142 100H141V101H142ZM5 101H6V100H5ZM48 101H49V100H48ZM128 101H129V100H128ZM133 101H134V99H133ZM133 101H132V102H133ZM136 101H137V100H136ZM153 101H154V100L151 99V103H152V104H153ZM166 101H167V103H164V102H166ZM20 102H21L22 104H21ZM111 102H112V101H111ZM115 102H116V101H115ZM119 102H120V101H119ZM143 102H144V101H143ZM154 102H155V101H154ZM156 102H158V101L156 100ZM184 102H183V105L188 103V102H187V103H184ZM48 103H49V102H48ZM50 103H51V101H50ZM129 103H131V102H129ZM140 103H141V102H140ZM140 103H139V104H140ZM144 103H145V102H144ZM190 103H191V102H190ZM190 103H189V105H188V104H187V105L190 106ZM76 104H77V103H76ZM95 104H96V103H95ZM101 104H102V103H101ZM139 104H135V105H139ZM162 104H160V105H162ZM171 104L167 106V107H170V106H171L169 109L172 108V105H171ZM181 104H182V103H181ZM127 105H128V104H127ZM155 105H156V104H155ZM155 105H154V106H155ZM174 105H173V106H174ZM183 105H182V106H183ZM70 106H72V107L70 108ZM144 106H145V105H144ZM147 106L149 107V104H148ZM150 106H151V105H150ZM152 106H153V105H152ZM166 106H164V107H166ZM184 106H186V105H184ZM4 107H6V108H4ZM85 107H101V108L104 107L105 109H104V110H103V109H102V110H97L96 108H94V109H88V108H87V109H84ZM130 107H131V106H130ZM175 107H173V108H175ZM178 107H179V106H178ZM178 107H177V108H178ZM101 108H100V109H101ZM98 109H99V108H98ZM167 109H168V108H167ZM27 110H26V111H27ZM31 110H30V113H31ZM39 110H40V112H39ZM26 111H25V112H26ZM49 111H50V112H49ZM123 111H124V112H123ZM23 112H24V111H23ZM27 112H28V111H27ZM41 112H42V113H41ZM150 112H152V113L154 112V113H156V114H150ZM180 112H181V111H180ZM180 112H179V113H180ZM187 112H188V111H187ZM189 112H191V111H189ZM6 113H8V111H6ZM30 113H29V114H30ZM37 113H36V115H35V113H34V115H33V113H32V115H30V117L33 116V118L37 117V119L35 118V120H36V122L38 123V125L41 126V127H39V129L36 127V128H37V131H36V133H37V136H36V142H37V144H40V145H44V146H46V147H49V145L51 144V142H50V138H49V136H47L48 134L45 135V133H47L48 131H47V129H45V127H44L46 124H44V123L41 121V119H42L43 121H47V120L45 119V116H43V115H42V116H43L44 118H43V117L40 118V117H39L40 115L37 114ZM73 113H72V115H73ZM162 113H167V114H166L167 116H166V115H163ZM179 113H178V114H179ZM184 113H183V114H184ZM25 114H26V113H25ZM27 114H28V113H27ZM70 115H71V114H70ZM26 116H29V115H26ZM81 116H80V117H81ZM134 116L132 117V119L134 118ZM22 117H23V118H22ZM64 117H63V118H64ZM69 117H70V116H68V118H69ZM74 117H75V115H74ZM1 118H0V119H1ZM27 118H28V117H27ZM27 118H26V119H27ZM48 118H50V116H49ZM48 118H47V119H48ZM55 118H56V117H53V120H57V119H55ZM72 118H73V117H72ZM75 118H76V117H75ZM92 118H93V120L96 119V118H94V117H92ZM106 118H105V119H106ZM120 118H121V119H120ZM8 119H9V118H8ZM10 119H11V118H10ZM10 119H9V120H10ZM31 119H32V117H31ZM44 119H45V120H44ZM61 119H62V118H61ZM70 119H71V118H69V120H70ZM78 119H79V118H78ZM110 119H109V120H110ZM132 119H130L129 122L133 123V120H132ZM161 119H163V118H161ZM164 119H163V120H164ZM201 119H202V118H201ZM6 120H7V118H6ZM51 120H52V118H51ZM51 120H50V122H51ZM64 120H66V119L64 118ZM64 120H63V121H64ZM67 120H68V119H67ZM67 120H66V121H67ZM76 120H77V119H76ZM76 120H75V122H76ZM126 120H127V119H126ZM147 120H148V119H147ZM207 120H209V119H207ZM29 121H30V120L28 119V122H29ZM59 121H60V119H59ZM82 121H83V120H82ZM87 121H88V120H87ZM96 121H97V120H96ZM0 122H1V121H0ZM4 122H5V121H3V123H4ZM30 122H32V123H30ZM30 122H29V123H30L29 125L31 126V125L33 124L34 121L31 120ZM36 122H35V123H36ZM41 122L43 123V125L40 124ZM64 122H65V121H64ZM79 122H80V121H79ZM89 122H90V121H89ZM99 122H98V123L96 122V123H97V127H98V126H99V127L101 126V125H99ZM107 122H109V121L107 120ZM107 122H106V125L108 124ZM111 122H112V121H111ZM111 122H110V124H111ZM144 122H145V124H144ZM196 122H197V123L200 122L201 124L199 125V124H197ZM241 122H242V120H241ZM9 123H11V121H10ZM12 123H11V124H12ZM37 123H36V124H37ZM46 123H47V122H46ZM48 123H49V122H48ZM48 123H47V124H48ZM52 123H54V121H52ZM52 123H50L49 125L52 126V125H51ZM55 123H56V122H55ZM71 123H72V121H71ZM73 123H74V122H73ZM83 123L85 124V122H83ZM87 123H88V122H86V124H87ZM101 123H103V121H102ZM101 123H100V124H101ZM127 123H128V120H127ZM131 123L129 124L130 126H131ZM193 123H194V124H193ZM195 123H196L197 125H196ZM4 124H5V123H4ZM22 124H23V125H22ZM74 124H75V123H74ZM78 124H79V123H76V125H78ZM84 124H79V125H82V126H83ZM91 124H92V122H91ZM112 124H114V123H112ZM123 124H125L124 121H123ZM171 124H172V123H171ZM5 125H6V124H5ZM38 125H36V126H38ZM62 125H63L62 123H57L56 125L54 124V129H55V127H56L57 129H59V136H60V138H61V135H64V134H62V133L60 132V130L62 129ZM102 125H103V124H102ZM116 125H117V124H116ZM118 125H119V124H118ZM118 125H117V126H118ZM121 125H122V124H121ZM121 125H119V126H121ZM129 125L127 124V127H128ZM194 125H195L196 127H195ZM1 126H2V125L0 124V129L2 128ZM7 126H8V125H7ZM7 126H6V127H7ZM46 126H47V125H46ZM64 126H66V130L69 129L68 125H64ZM74 126H75V125H74ZM87 126H88V124H87ZM87 126H83V127H86V128H87ZM93 126H94V125L92 124L91 128L93 129V132H91V130H90V133H91V134H92V133L95 134V133L98 132V131H96V128H97V127L94 129ZM107 126L109 127V124H108ZM110 126H111V128L113 127L112 125H110ZM130 126H129L128 129H130ZM177 126L175 125V127H177ZM192 126H193V128L191 129ZM31 127H33V126H31ZM31 127L28 126L27 128H31ZM99 127H98V128H99ZM124 127H125V125H124ZM124 127H122V128H124ZM135 127H134V128H135ZM140 127H141V128H140ZM172 127H173V126H172ZM172 127H171V128H172ZM178 127H177L176 129H178ZM194 127H195V128H194ZM202 127H200V129H201ZM46 128H47V127H46ZM52 128H53V127H52ZM73 128H74V127H73ZM91 128H90V126H89L88 130L91 129ZM100 128H101V130L103 131L102 127H100ZM125 128H126V127H125ZM131 128L133 129V127H131ZM147 128H148V126H147ZM147 128H146V129H147ZM4 129H5V128H4ZM25 129H26V128H25ZM25 129H24V130H25ZM77 129H78V127H75V130H76V131L81 132V130H80V129H81V126H80V129H79V130H77ZM82 129H83V128H82ZM107 129H109V128H107ZM115 129H116V128H115ZM115 129H113V133H112V134H116V132L114 133V130H115ZM128 129H127V130H128ZM132 129H131V130H132ZM143 129H142V130H143ZM146 129H144V130H146ZM172 129L174 130V128H172ZM180 129H179V131H180ZM190 129H191V130H190ZM195 129H196V130H195ZM2 130H3V129H2ZM2 130H1V131H2ZM29 130H30V129H28V131H27L28 133L31 131V130H30V131H29ZM69 130H70V129H69ZM73 130H74V129H73ZM86 130H87V129H86ZM86 130H85V131H86ZM104 130H105V129H104ZM118 130H119V129H118ZM118 130H117V131H118ZM125 130H126V129H125ZM127 130H126V131H127ZM147 130H148V129H147ZM189 130H190V131H189ZM25 131H26V130H25ZM34 131H35V130H34ZM50 131H51V130H50ZM94 131H95V132H94ZM105 131H106V130H105ZM105 131H103V133H104L103 135H105V138H106V137H107V134H106L107 132H105ZM107 131H109V132L111 133V132H112V129H111V131H110V130H107ZM121 131H122V130H121ZM123 131H124V130H123ZM128 131H129V130H128ZM171 131H172V130H171ZM4 132H6V131H4ZM53 132H54V131H53ZM100 132H101V131H100ZM124 132H125V131H124ZM131 132H132V131H131ZM145 132H146V131H145ZM173 132H174V134H175L176 132H177V134H178V131H175V130H174ZM0 133H1V132H0ZM33 133H34V132H33ZM43 133H44V134H43ZM48 133H50V132H48ZM57 133H58V132H57ZM60 133H61V135H60ZM66 133H68V132H66ZM66 133H65V134H66ZM82 133H83V132H81V134H82ZM110 133H108V134H110ZM129 133H130V132H129ZM171 133H172V132H171ZM1 134H2V133H1ZM31 134H32V133H30L29 135L32 137ZM75 134H76V132H75ZM81 134H80V136H81V138L83 139V136H82ZM112 134H111V135H112ZM125 134H127V132H125ZM125 134H123V135H124L123 137H120V136H122V135H119L120 140L123 142L121 146L123 147V145H124V146L128 147L129 145H132V146L134 147L135 144H136V143H135L136 141L134 142V141L132 140L133 137L131 136V134H130V137L128 136L129 134H128V135H125ZM174 134H173V135H174ZM186 134H188V136H189V133L186 132ZM190 134H191V133H190ZM26 135H27V134H26ZM53 135H54V134H53ZM86 135H87V133H86ZM98 135H99V134H98ZM98 135H95V137H96V136L98 137ZM111 135H109V136L111 137ZM137 135H138V134H137ZM10 136H13V135L11 134ZM23 136H24V135H23ZM27 136H28V135H27ZM27 136H26V137H27ZM80 136H79V134H77V137H78L79 139H81ZM92 136H93V135H92ZM175 136H176V135H175ZM183 136H184V135H183ZM31 137H30V139H31ZM34 137H35V136H34ZM53 137H54V136H53ZM57 137H58V136H56L55 138H57ZM69 137H70V136H69ZM71 137H72V136H71ZM89 137H90V136H89ZM99 137H100V136H99ZM113 137H114V136H113ZM115 137H117V135H115ZM131 137H132V138H131ZM172 137H173V136H172ZM184 137H186V135H185ZM184 137H183V139H185ZM58 138H59V137H58ZM64 138H65V137H64ZM74 138H75V136H74ZM78 138H77L76 140H79ZM100 138H101V137H100ZM105 138H104V139H105ZM169 138H170V137H169ZM188 138H189V137H188ZM30 139H29V140H30ZM61 139H62V138H61ZM94 139H95V141H96V138H92V140H94ZM97 139H98V138H97ZM107 139H108V138H107ZM111 139H112V138H111ZM116 139H117V138H116ZM118 139H119V138H118ZM133 139H135V138H133ZM29 140H28V141H29ZM31 140L34 141V138H32ZM31 140H30V141H31ZM51 140H53V139H51ZM54 140H56V139H54ZM88 140H89V139H88ZM92 140H91V141H92ZM113 140H114V138H113ZM113 140H112V141H111V140H108L107 142L104 141V142H105V145H107L106 147H108V149H109L111 152L117 153V155H118V154H121V155H119V156H122L121 148H119L120 145H119L117 142L113 141ZM181 140H182V138H181ZM181 140H179V142H180ZM185 140H186V139H185ZM81 141H83V140H81ZM117 141H118V140H117ZM137 141H138V140H137ZM141 141H142V140H141ZM141 141H140V142H141ZM55 142H56V141H55ZM55 142H54V143H55ZM138 142H139V141H138ZM140 142H139V143H140ZM179 142H178V143H179ZM182 142H183V141H182ZM29 143H30V142H29ZM32 143H34V142H32ZM56 143H58V142H56ZM79 143H80V142H79ZM99 143H100V140H99V141H96V143L94 142V144H96V148H98V149L100 150V149H102V146L100 147ZM139 143H138V144H139ZM144 143H146V142L144 141ZM144 143L141 142L140 144L143 145ZM172 143H173V142H172ZM58 144H59V143H58ZM63 144H64V142H63ZM76 144L79 145L77 142H76ZM81 144H82V143H81ZM81 144H80V145H81ZM140 144H139V146H140ZM32 145H33L34 149L31 150V151H32L31 153H29V147H32ZM54 145H55V144H54ZM68 145H70V144H68ZM84 145H85V144H84ZM177 145H178V144H177ZM180 145H181V144H180ZM180 145H179V146H180ZM262 145H263V144H262ZM262 145L259 144L260 147H259L258 145L256 146V147H259V148H257L256 151L254 150L255 155H253V157H257V158H258V157H264V147H263ZM56 146H57V145H56ZM136 146H137V145H136ZM139 146H137L136 148H138ZM145 146H147V143L145 144ZM254 146H255V145H254ZM85 147H86V146H85ZM133 147H132V148H133ZM140 147H143V146H140ZM147 147H148V146H147ZM164 147H165V146H164ZM256 147H254V148H256ZM58 148H59V147H58ZM66 148H67V147H66ZM78 148H79V147H78ZM93 148H94V147H93ZM129 148H130V147H129ZM132 148H131V149H132ZM174 148H175V146H174L173 144H171V145L168 146V147H167V145H166L165 150L163 149L164 151L161 149L162 152L164 153L163 156H165V157L167 158V156H169V154L171 153V151H172ZM247 148H248V147H247ZM247 148H246V149H247ZM123 149H124V148H123ZM131 149L128 150V148H127L126 150L131 151ZM144 149H145V148H144ZM144 149H143V150H144ZM146 149H147V148H146ZM176 149H177V148H176ZM57 150H58V149H57ZM92 150H93V149H92ZM106 150H107V149H106ZM132 150L135 151L134 149H132ZM136 150H137V149H136ZM7 151H9V152H7ZM52 151L54 152V149H53ZM82 151H83V150H81V152H82ZM102 151H105V150L102 149ZM138 151H141V150H138ZM175 151H177V150H174V152H175ZM248 151H249V148H248L246 151L242 149V151H241V153H240L241 156H242V157H243V156H245V157H246V156H248V157L251 156V157H252V154H254V153H252V154L250 155V154H248ZM250 151H252V149H250ZM57 152H58V151H57ZM172 152H173V151H172ZM252 152H253V151H252ZM28 153H29V154H32V153L34 154V153H35V156L29 155V156H32V157L27 158V157H28ZM36 153H37V155H36ZM100 153H101V152H100ZM131 153H133V152H131ZM134 153H135V152H134ZM138 153H139V152H138ZM138 153L136 152V155H137L136 157L139 156ZM141 153H142V152H141ZM143 153H144V152H143ZM159 153H160V152H159ZM246 153H247V155H245ZM42 154H44V153H42ZM111 154H112V153H111ZM128 154H129V153H128ZM44 155L46 156V154H44ZM51 155H53V154H51ZM55 155H56V154H55ZM57 155H58V154H57ZM63 155H64V154H63ZM241 156H240V157H241ZM48 157H50V156H48ZM48 157H47V158H48ZM123 157H126V156L123 155ZM123 157H121V158H123ZM130 157H131V156H130ZM139 157H140V156H139ZM165 157H164V158H165ZM251 157H249V159H250ZM43 158H44V156H43ZM55 158H56V157H55ZM81 158H82V157H80V159H81ZM143 158H144V157H143ZM162 158H163V157L161 156V159H162ZM27 159H28L29 162L27 161ZM35 159H36V158H35ZM35 159L33 158V160H34V161H33V164H34L35 161H36ZM49 159H51V158H49ZM49 159H48V161H49ZM53 159H54V158H53ZM126 159H127V158H126ZM132 159H134V157H133ZM243 159H244V158H243ZM245 159H248V158H245ZM260 159H262V158H260ZM58 160H59V158H58ZM63 160H64V159H63ZM96 160H97V159H96ZM135 160H136V159H135ZM163 160H166V159H163ZM81 161H82V160H81ZM144 161H146V160H144ZM152 161H153V160H152ZM152 161H150V162L152 163ZM26 162H27V163H26ZM38 162H39V158H38ZM52 162H53V160H52ZM36 163H37V162H36ZM39 163H40V162H39ZM54 163H55V162H54ZM54 163H53V164H54ZM98 163H99V164H98ZM111 163H114L113 158H112L111 156H109L107 153L102 152V161L99 160V162H97V164H98V166H99V172L96 173V172L92 171V169H88V170L83 169V170L81 171L82 174L80 175V176H81V177H80L81 179H80V180H77V181L80 182V183L77 184V189H76V192H75V195H74V199H73L75 202L72 203V204L79 205V206H80V205H83V206L86 207L85 210H87V211H86L87 213H85L86 215H85L84 217L87 216L86 218L89 219V220H87L88 222L90 221V219H91V220H92V219L94 220L95 218H94L93 216H94V215H98V216H99L98 213H100V211H99L94 205H90L91 203H89V199H88V198H89V195L91 194V190H92V189H91V187H89L87 184L84 183V182H86V180L89 179V177H91V176H97V177L95 178V179H96L95 183L97 182V184H99V182H104L105 185L102 186V187H104L103 190H106L107 187L110 188V187L116 185L118 182H122V188L124 189L125 192H130V191L132 190V188H133L134 177L128 175L127 173H124V172L122 171L121 168L116 169L114 165H111ZM127 163H128V162H127ZM132 163H133V162H132ZM138 163H139V162H138ZM147 163H148V162H147ZM151 163H150V164H151ZM153 163H154V162H153ZM159 163H160V162H159ZM41 164H42V162H41ZM61 164H62V163H61ZM108 164H110V165H108ZM128 164H129V163H128ZM150 164H149V165H150ZM36 165H37V164H35L34 166L32 165V167L35 168ZM38 165H39V164H38ZM38 165H37V168H40ZM45 165H46V164H45ZM50 165H51V163H50ZM54 165H55V164H54ZM142 165H143V164H142ZM40 166H42V165H40ZM46 166H47V165H46ZM139 166H141V165H139ZM151 166H153V164H152ZM42 167H43V166H42ZM48 167H50V166H47V168H48ZM58 167H59V166H58ZM121 167H122V166H121ZM133 167H134V166H133ZM145 167H146V166H145ZM145 167H144V168H145ZM30 168H31V167H30ZM51 168H52V165H51ZM81 168H82V164H81ZM81 168H80V169H81ZM138 168H139V167H138ZM227 168H229V167L227 166ZM263 168H264V167H263ZM49 169H50V168H48V170H49ZM56 169H57V168H55L54 170H56ZM136 169H137V168H136ZM140 169H142V167H141ZM146 169H147V168H146ZM146 169H145V170H146ZM261 169H262V168H261ZM37 170H38V169H37ZM37 170H36V169H35V170L33 169V171H34L35 174H36V171H37ZM42 170H43V169H42ZM45 170L48 171L47 169H45ZM59 170H60V169H59ZM131 170H132V168H131ZM131 170H129V172H130ZM133 170H134V168H133ZM138 170H139V169H138ZM138 170H137V171H138ZM263 170H264V169H263ZM2 171H3V170H2ZM14 171H15V170H14ZM46 171L44 172V174L46 173ZM134 171H135V170H134ZM143 171H144V170H142V172H143ZM259 171H260V168H259ZM261 171H262V170H261ZM261 171H260V172H261ZM39 172H40V170H39ZM48 172H49V171H48ZM50 172H51V170H50ZM54 172H55V171H54ZM56 172H57V171H56ZM60 172H61V170H60ZM127 172H128V170H127ZM142 172H141V173L139 172L140 176L143 175ZM256 172H257V171H256ZM260 172H257V173H259V175H254V176H253V175L250 174L251 177H248V178H247V176H246V177H245V176H244V177H243V176H242V177L239 176L240 179L244 178L246 184H247L248 182H250L249 184L246 185L247 187H245V188L242 187V185H240L241 187L239 186L240 188H239V187H236V188H237V189H236L237 191H238V188H239V189L243 188V190H246V191L248 192V194H247L248 197H247V195H246L247 192H246V193H245L244 191H243V192H240V193H245V196H246V198H247V199H246V198L244 197V198H245V202H244V204H246V203L249 204V205L252 204V206H254V204H256V205L258 206L257 203H259L260 200H261V198L263 197V195H264V190H263V189H264V186H263V189H262L260 183H263V185H264V182H263V181H264V176H263L264 173L261 172L262 175H260ZM20 173H21V172H20ZM20 173H19V174H20ZM37 173H38V172H37ZM41 173H42V172H41ZM69 173H70V172H69ZM75 173H76V172H75ZM135 173H136V172H135ZM144 173H145V172H144ZM146 173H147V172H146ZM15 174L17 175L16 172H15ZM15 174H14V176H15ZM35 174H34V175H35ZM58 174H59V173H58ZM60 174H61V173H60ZM136 174H137V173H136ZM3 175H4V174H3ZM30 175H31V174H30ZM34 175H33V176H34ZM37 175H38V174H37ZM41 175H43V174H41ZM46 175H47V173H46ZM70 175L72 176L71 173H70ZM70 175H69V176H70ZM137 175H138V174H137ZM145 175H146V174H145ZM5 176H6V174L4 175V177H5ZM10 176L12 177L13 175H10ZM18 176H19V175H18ZM18 176H15V177L18 178ZM31 176H32V175H31ZM71 176H70V177H71ZM1 177H2V176H1ZM1 177H0V178H1ZM4 177H3V178H4ZM15 177H14V178H15ZM36 177H38V176H36ZM41 177L43 178V176H41ZM138 177H139V175H138ZM217 177H218V176H217ZM25 178H26V177H25ZM27 178H28V177H27ZM75 178H76V177H75ZM233 178H234V177H233ZM245 178H246V179H245ZM18 179H19V178H18ZM22 179H23V178H22ZM30 179H31V177H30ZM34 179H35V178H34ZM58 179H59V178H58ZM66 179H67V178H66ZM95 179H94V180H95ZM0 180H1V179H0ZM10 180H12V179H10ZM10 180H9V181H10ZM15 180H17V179L15 178ZM28 180H29V179H28ZM37 180H38V179H37ZM39 180H40V179H39ZM56 180H57V179H56ZM61 180H62V179H61ZM70 180H71V179H70ZM216 180H217V179H216ZM218 180H219V179H218ZM218 180H217V181H218ZM233 180L235 181L236 179H233ZM233 180H231V181H233ZM237 180H238V179H237ZM237 180H236L235 182L243 181V180H239V181H237ZM5 181H7V180L5 179L3 182H5ZM13 181H14V179H13ZM26 181H27V180H26ZM138 181H139V179H138ZM234 181H233V182H234ZM261 181H262V182H261ZM18 182H20V181H18ZM35 182H36V181H35ZM38 182H40V181H38ZM48 182H49V181H48ZM54 182H55V179H54ZM60 182H61V181H60ZM136 182H137V178H136ZM233 182H232V183H233ZM243 182H244V181H243ZM245 182H244V184H245ZM12 183H13V182H12ZM24 183H25V182L22 183V187H23V184H24ZM62 183H63V182H62ZM66 183H67V182H66ZM68 183H69V182H68ZM68 183H67V184H68ZM70 183H71V182H70ZM70 183H69V184H70ZM91 183L93 184V182H91ZM18 184H19V183H18ZM33 184H34V183H33ZM33 184H32V185H33ZM57 184H59V183H57ZM75 184H76V183H74V185H75ZM234 184H235V183H234ZM11 185H12V184H11ZM61 185H62V184H61ZM235 185H238V184H235ZM235 185H233V186L231 185L232 188H233ZM1 186L3 187V185H1ZM13 186H14V185H13ZM19 186H20V185H19ZM35 186H36V185H35ZM105 186H106V188H105ZM243 186H244V185H243ZM5 187H6V185H5ZM7 187H8V183H7ZM7 187H6V191H7V189L9 188V187H8V188H7ZM14 187H15V186H14ZM16 187H18V185H17ZM16 187H15V188H16ZM29 187H31V186H29ZM58 187H59V186H58ZM98 187H99V186H98ZM98 187H96V188H98ZM0 188H1V187H0ZM32 188H33V187H32ZM60 188H62V187L60 186ZM120 188H121V187H120ZM134 188H135V186H134ZM3 189H5V188H3ZM3 189H2V190H3ZM12 189H13V187H12ZM23 189H24V187H23ZM26 189H27V188H25V190H26ZM28 189H29V188H28ZM46 189H47V187H46ZM93 189H94V188H93ZM18 190H19V189H18ZM49 190H50V187H49ZM53 190H54V188H53ZM56 190L58 191V189H56ZM15 191H16V189H15ZM57 191H56V193H57ZM93 191H95V189H94ZM108 191H109V190H108ZM237 191H236V192H237ZM20 192H21V188H20ZM27 192H28V191H27ZM69 192H70V191H69ZM95 192H96V191H95ZM97 192H98V191H97ZM104 192H107V191H104ZM114 192H115V191H114ZM125 192H124V193H125ZM236 192L234 191V194H232V195H234L233 198H230V196L228 197V198H230L231 200L227 198V201L230 200V203H231L230 205H229V202H228V204H226V205L228 206L229 209H232V208L234 209V204H236L237 202H239V201L241 200V198H242V197H240V195L238 194L239 192H237V193H236ZM25 193H26V192H25ZM70 193H72V192H70ZM232 193H233V191H232ZM235 193H236V195H235ZM50 194H51V193H50ZM92 194H94V193L92 192ZM53 195H54V194H53ZM59 195H60V193H59ZM61 195H62V194H61ZM70 195H71V194H70ZM99 195H100V194H99ZM123 195H124V194H123ZM126 195H127V194H126ZM51 196H52V195H51ZM64 196L67 197L66 194H65ZM96 196L98 197V195H96ZM100 196H101V195H100ZM46 197H47V196H46ZM68 197H69V195H68ZM105 197H106V196H105ZM47 198H48V197H47ZM56 198H57V197H56ZM93 198H94V197H93ZM20 199H21V198H20ZM66 199L68 200V198H65V200H66ZM97 199H98V198H97ZM46 200H48V199H46ZM59 200H61V199L59 198ZM100 200H101V199H100ZM93 201H94V199H93ZM98 201H99V200H98ZM227 201H226V202H227ZM231 201H232V202H231ZM241 201L243 202V199H242ZM241 201H240V202H241ZM91 202H92V200H91ZM94 202H95V201H94ZM226 202H225V203H226ZM240 202H239V203H240ZM242 202L240 203V206H239L238 203H237V204H236V207H237V206H238V207H242V206H243V205H241V204H243ZM103 203H104V202H103ZM260 203H261V202H260ZM70 204H71V203H70ZM94 204H95V203H94ZM247 204H246V205H247ZM63 205H64V203H62V206H63ZM246 205H245V206H246ZM249 205H247V207L250 208L251 205H250V206H249ZM50 206H51V205H50ZM53 206H55V205H53ZM65 206H66V205H65ZM72 206H73V205H71L69 208L71 209ZM98 206H100V205H98ZM260 206H261V205H260ZM51 207H52V206H51ZM56 207H58V206H56ZM67 207H68V206H67ZM58 208H60V205H59ZM65 208H66V207H65ZM76 208H77V207H76ZM223 208L225 209V207H223ZM243 208H244V207H243ZM252 208H253V207H252ZM252 208H251V209H252ZM260 208H262V207H259V208H256V209L259 210ZM67 209H68V208H67ZM81 209H82V208H81ZM100 209H101V208H100ZM224 209H223V210H224ZM226 209H227V207H226ZM233 209H232V210H233ZM239 209H240V208H239ZM239 209H238V210H239ZM256 209H255V206H254V209H253V210H256ZM262 209H263V210H262ZM262 209H260L259 212L257 211V214L255 213V211L252 210V211L256 214V215H255L253 212L251 213V214H254V215H255V216L253 215L254 218H253V216H252V218H253L252 220H251V215L248 216L249 218H246V217L243 218V219H245V220L247 219L245 222H247L249 219L251 220L249 223L247 222L248 224L246 223L247 225L244 226V227H246V228H248V229H249V227H250V228L252 229L253 226H254V227L257 226V225L259 226V225L262 223L261 220H264V208H262ZM64 210H65V209H64ZM78 210L80 211V209H78ZM78 210H77V211H78ZM241 210H242V209H241ZM55 211H56V210H55ZM61 211H62V210H61ZM73 211H74V209H73ZM73 211H72V212H73ZM75 211H76V210H75ZM75 211H74V212H75ZM79 211H78V212H79ZM107 211H108V210H107ZM225 211L230 212L231 210L229 211V210L227 209V210H225ZM225 211H224V212H225ZM233 211L235 212V213L233 212L234 214H232L233 217H230V218L227 217V218H229V219L232 218V219H233L232 222H234V221L236 222V221L239 220L240 218L238 219V217H237V220H236V218L234 219V216L237 215V214H236L237 211H235V210H233ZM242 211H244V210H242ZM242 211H240V213H241ZM62 212L64 213V211H62ZM74 212H73V213H74ZM227 212H225V214H226ZM249 212H250V211H249ZM81 213H82V216H83L84 212L81 211ZM76 214H77V213H75V215H76ZM78 214H79V213H78ZM78 214H77V218L79 217ZM100 214H101V213H100ZM228 214H229V213H228ZM238 214H239V212H238ZM60 215H61V214H59V216H60ZM62 215H63V214H62ZM67 215H68V214H67ZM71 215H72V213H71ZM79 215H80V214H79ZM232 215H231V216H232ZM59 216H58V217H59ZM69 217H70V213H69ZM72 217H74V214H73ZM96 217H97V216H96ZM235 217H236V216H235ZM69 219H71V218H69ZM225 219H226V218H225ZM229 219H228V220H229ZM74 220H75V219H74ZM74 220H73V221H74ZM78 220H80V219H78ZM78 220L76 219L75 221L79 222ZM84 220H86V219H84ZM228 220H225V221H228ZM58 221H59V220H58ZM58 221H56V222L58 223ZM73 221H71L70 223H72ZM75 221H74V225H75ZM223 221H224V220H223ZM230 221H231V220H230ZM241 221H242V220L240 219V221H238V222H240L241 224H242V223L244 224V222H241ZM59 222H60V221H59ZM235 222H234V224H235ZM70 223H69V224H70ZM226 223H227V222H226ZM226 223L223 222L221 225H224V224H226ZM228 223H229V221H228ZM240 223H239V225H240ZM58 224H59V223H58ZM80 224L82 225L81 221H80ZM83 224H84V223H83ZM231 224H233V223H231ZM234 224H233V225H234ZM78 225H79V223H78ZM221 225H220V226H221ZM226 225H227V224H226ZM226 225H225V226H226ZM235 225H236V224H235ZM239 225H236V226H239ZM72 226H73V225H72ZM79 226H80V225H79ZM227 226H228V225H227ZM227 226H226V227H227ZM230 226H231V225H230ZM258 226H257V227H258ZM75 227H76V225H75ZM82 227H83V225H82ZM232 227H234V226H232ZM254 227H253V229L256 228V227H255V228H254ZM70 228H71V225H69V230H70ZM72 228H74V226H73ZM72 228H71V229H72ZM77 228L80 229V227H77ZM218 228H219V227H218ZM228 228H229V226H228ZM228 228H227V230H230L231 227H230L229 229H228ZM234 228H235V227H234ZM246 228L244 229V232H245V230H247ZM67 229H68V228H67ZM67 229H66V230H67ZM78 229H76V231H77ZM72 230H74V229H72ZM72 230H71V231H72ZM78 231H79V230H78ZM231 231H232V232H231L232 234H231L230 232L227 231L228 233H230V235H227V236H229L228 239H227V241H226V239H225V243L223 242L224 244H223V245H222L217 251H215V257H216V260L214 259V260H215V261H214L215 263L212 261L214 264H219L220 261H222V262L226 261V262H227V259L230 260V259L233 257L234 254H237L239 257H242L243 255L245 256V250L248 249V248H250V245L254 244L255 242H256V244H257V242H258L260 239H262V238H260L259 240H257V239H258L257 236L259 237V235H257V236L255 235L256 237H253V235H252V236H251V235H248V233H246V232H245L246 235H242V234H240V232L237 233L238 231H236V229H235V230L231 229ZM233 231H236V232H233ZM248 231L250 232V229L247 230V232H248ZM244 232H243V234H244ZM263 232H264V231L262 230V233L260 232L259 234H262V236H263ZM73 233H74V231L72 232V234H73ZM226 238H227V237H226ZM263 239H264V238H263ZM263 239H262V240H263ZM263 242H264V241H263ZM210 244H211V243H210ZM214 244H215V243H214ZM261 244H263V243H260V244L258 243V245H260L259 248H261ZM252 249H253V248H252ZM252 249H249V250H250V254H251V253H254V252L258 249V247H257V249H255V251H252V252H251ZM249 250H248V252H249ZM216 252H217V253H216ZM246 252H247V251H246ZM257 252H259V251H257ZM260 252H261V255L259 254L260 257L257 256L258 258H256L255 260H254V258H253L252 261L249 262V264H264V245H262V248L260 249ZM260 252H259V253H260ZM212 253H213V252H212ZM233 253H234V254H233ZM246 254H247V253H246ZM251 255H252V254H251ZM251 255H250V257H251ZM253 255H254V254H253ZM257 255H258V253H257ZM213 256H214V255H213ZM246 256H247V255H246ZM246 256H245V257H246ZM248 256H249V254H248ZM242 258H243V257H242ZM246 258H247V257H246ZM243 259H244V258H243ZM241 260H242V259H241ZM247 260H248V258H247ZM242 261H243V260H242ZM248 261H249V260H248ZM212 262H211V263H212ZM236 262H238V261H236ZM213 263H212V264H213ZM226 264H227V263H226Z\"/></svg>",
	"mask_w": 264,
	"mask_h": 264
}]
</instances>
